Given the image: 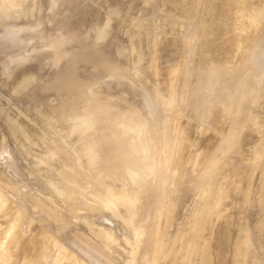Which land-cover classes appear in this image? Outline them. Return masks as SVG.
<instances>
[{"label": "rangeland", "instance_id": "1", "mask_svg": "<svg viewBox=\"0 0 264 264\" xmlns=\"http://www.w3.org/2000/svg\"><path fill=\"white\" fill-rule=\"evenodd\" d=\"M102 1H103V3H101ZM171 1L174 2V0H129V1L128 0H108V1L107 0H105V1L104 0H69V1H67V0H34L35 19L31 20L29 17H24V19L20 22L19 25L37 28V22H42L39 31H49L46 17H51L53 19V21L55 22L56 28H62L65 48L70 46L67 49L75 50L76 51L75 56H77V54H78V58L75 57V60H77L79 58L80 59L77 60V63L76 62H74V63L76 64L75 65L76 68L78 65L80 66V68L78 67L79 72H80L81 68L82 69L84 68V66L87 67L89 70L94 69V71H96L95 67H98L99 65H101L99 63L101 60L99 62H97L98 66L95 64L96 63L95 61L97 59L103 57V56L98 57L97 54H103V53H104V56H105V53H106V56H107V54L110 53L109 56H111L110 59L112 58L111 61H115L116 63L120 62L123 65L124 62L122 63L121 62L122 59L120 60V58L123 57L122 54H125L127 52L126 54H128V56H129L130 51H131V53H133V51L134 52L136 51V46H139L140 48L145 47V49L141 48L142 53H144L143 51L146 50L147 47H151V49L150 50L148 49V51L145 52L144 56L141 53L142 56H141V54H139L138 57H135L134 54H132V56H131L132 58L130 56L129 57L131 59L137 58L138 60L137 59H135V60L140 61L139 59L141 56L143 61L144 60L147 61L146 58H148L150 61L152 59H150L148 57L149 56L148 52H151L153 50V48H152V46H153L154 49L156 47V49L158 50L157 52H155L153 50L154 52L152 54H150V56L153 57V59L155 61H156V58L158 57L157 60L159 61V63H165L166 64V63L173 62L174 65H176V62H177V65H178L177 69L179 68V70L182 73H180V71L178 70L180 75H177L178 73H176V76H175L176 78L174 77V79H170V80H176L175 81L176 86L172 81V83L174 84V86L176 88L173 85L172 86L174 88L172 86H169V87L173 88V89L170 88V90L171 91L176 90L175 91L176 93H174V95H172V92L170 94V91L168 93V94H170V96H172V97H169V100L172 101V98H173V103L170 102V105L172 103L173 106L171 105L172 107H170V108L172 109L173 113H175L174 118H176V119L170 120L173 117L172 114L170 115L171 109L168 108L170 105L165 106V107L162 106V107H164L163 109L165 111H166V109H165L166 107H167V109H169L170 113L168 114V110H167L166 116L168 114V116L171 118L169 119V117H168V121H167V119H165L166 116H165V118L163 117V109L160 107L163 103H166V102L161 103L162 99H164V98H163V95H160V93L163 91L162 89L164 88L163 87L164 83H165V85H167L166 81L168 79H164L165 77L164 78L161 77V75L164 72L161 71L162 74L161 73H159L160 75L156 74L157 76L155 75V73H156L155 72L154 74H152L154 76L151 75L154 78L149 77L148 79L150 80L152 78L153 80H155V83H157V84L154 85L151 82H150V84H148L149 81L146 79V77L150 76V73L152 71H155V68H153V69L150 68L151 72L146 73L145 71L149 72V70H150L149 66H148L149 70H145L146 67L144 70L142 69V68H144L145 64L142 65L141 62L146 63V64L148 62H143L141 60L140 64H138V63L132 64V62L134 63V60H130V58H128L129 59V61H128L127 56H125V58L123 57L124 59H126L124 66H121V64L120 65L116 64L117 65V66H115L116 68L109 69V67H108V69H106L107 67L106 66L104 67L102 65L106 64L107 62L111 63V61H109V58H108L109 56H107L106 59H108V60H102L103 62H101V63H104V64H102L101 66H99L97 68V72L101 68V70L103 71V72L100 71V72H102L101 73L102 75L97 74V72H95V74H97L98 76H96V75L92 76L91 75L92 77H95V80L97 79V81L95 82V85H98L99 87L95 88V89H94V87H96V86L92 85L89 82L90 77L87 78L90 74V72H89V70H87V68H84L82 70L84 75L87 72L89 73V74L87 73L88 76L86 77L83 75L82 72H80V73H78V71L76 72L77 69L75 70L76 74H75V72L70 71L71 69L67 68L69 65L36 64V71H41V75H40L36 90L37 91L43 90L42 91L43 96L38 97V98H33L36 107H31L32 112H26L25 111L23 98L15 100L13 111H15L19 115L25 116L27 123L23 124V122L20 119H19L20 120L19 121L17 118L8 115V119L10 118V120H8V121H12L13 119H15V121L13 120L14 123H16V121H17V123L15 125H18L20 123L22 125L20 126V124H19L18 126L20 128H22V130L25 129L22 132V133L25 132V138H26V136H29L27 138H29L30 140H27L25 143V148H30L28 157H26L22 153V151L19 149V147L16 145L15 135H12V137H11V135L10 136L9 135H2V139L5 141L11 139V146L5 144V150H0V196L4 200L6 199V201L2 200L1 197H0V199L4 203L7 202L6 203L7 207H9V208L5 207L6 205H4V203H2L3 205L0 204V210H3V209L5 210V211H0V214H2L1 215L2 217L0 216L1 217L0 220L3 219L2 220L3 222L0 221V264H30L28 261L34 260V257L38 253L37 247L38 248L42 247V249H45V250H43L45 257H44V254H42L43 255L42 260L35 261L36 263H31V264H39V263L40 264H57V263L58 264H60V263L65 264V261H70L69 263H66V264H70L71 262L75 263L76 261H77L76 262L77 264H80V263L81 264H176V263L180 264L179 262H181V264H182V258L181 257H183V259H184V255L186 253L185 252L186 247H184V245H187V243H188L187 240L190 241L191 239H189V238H191V236L193 238V235L196 233V231L191 230L192 227H189V225H193V223L191 221H189L190 216L192 218V221L194 219L192 216L196 217L194 215L195 210H193V207H192L193 204H189V203L194 202V205H195V203L197 204L199 201L198 204H202L203 203L202 202L203 197H201L202 199H200V196H204L206 194L207 188H209V187L211 189V190H209L211 192L210 196H213V199H214V197H215L214 195L217 191L212 190V187H213V189H215L216 186L219 187L220 183H218L219 185H216V183L223 180L221 183H223L224 186L220 185V186H222V188L220 187L222 190L220 191L219 190L220 188L217 187L218 191H220L222 193L225 190V189H223V187L225 188V186L227 185L224 183H226L227 179H229L231 177L230 173L233 175L230 178V180H228L230 182V184L228 182V184L230 186L227 185L228 188L226 187L227 190L224 191V192H228V193L226 194L223 192L224 194L222 195L221 199L222 198L224 199L223 196H225V199L224 200L222 199V201H219V202L224 203L226 201L227 196L228 197L233 196L234 198H236V199L232 198L233 201L238 199L237 204H234V202L236 203V201H234V202L230 201L229 202V200H232V199L227 197V199H229V200H228V202H226V204L220 203L223 205V207L225 209L222 206H220V208H219V205H218L219 203L217 205H214V206H212V205L207 206V204L212 203V202H210V200L212 198H210V200L208 198L209 201H207V200L204 201V202H206V201L208 202V203L207 202L205 203L206 204L205 206L208 207V209L210 207H212V209L210 208L209 210L210 211L212 210V213L217 214V215H214L212 213H210V214H212V215H210L208 213L209 210L206 207H204L203 204L201 206H203L205 210L202 209L203 211L201 210L200 212L204 213V211H205L206 214L208 213L206 216L210 215L209 217H205L203 214V216L205 217V218L204 217L203 218L206 221L208 218H213L214 216L219 217V215H221L219 217V220H220V218L222 219V214L226 213V211L231 208L230 207L227 209L229 204H232L234 206V209L231 208L232 210H229L228 211L229 213L228 212L226 213V214H229L228 215L229 217L227 216L229 219H227V220L230 221L229 226L231 227V228L230 227H227V228L229 229V231H231L230 233H232L233 236L237 237V239H235L234 237H229V236H228V239L224 238V233H222V232H220V235H218L219 234V230H218L219 228H222L220 230L221 231L223 230L225 232V235L230 234L229 231H227L228 229L226 230V228L224 227V226L228 225V224L225 225L226 223H228V221L226 220V217L224 218L225 215L223 214L224 219H222V220L223 221L226 220V222L224 224L222 222V225H221L220 221H222V220L217 221V218H214V221L215 222L217 221L220 224L219 223L215 224V222L212 221V219L209 220L208 223L210 222V224H208L206 226L207 227L208 226L213 227V224H214V228H216L217 227L216 225H218V227H217L218 229H216V231H215L213 228V230L209 231V229L211 227L204 228V229H207L206 231L204 230L206 232V234L204 235L203 234L204 232L203 233L201 232L202 233L201 235L205 236L207 238L204 237L205 240L203 238H200L199 241L204 243V242H207L209 240L208 243L210 242L209 244L211 246L210 247L211 250L213 248L217 249L219 244H220L219 248H221V246H222L221 244H224L222 246L224 248V250H225V246L228 248H230V247L233 248V246H234L233 249L230 248L231 251L233 250L232 252H234V254H230L231 256H229V254H228L230 252V250L226 251L228 248H226V250H225L228 253H225V254H222L223 252L221 250H220L221 253L218 254L219 253L217 251L218 249L217 250L213 249L212 250L213 253L210 250V256L212 258V261L214 259L217 260V261H215V262H217L215 264H223L224 260H225L224 264H226L228 262H230L229 264H237V262L239 264L240 263L239 258H243V260H244L243 261L241 259L242 263H240V264H246L247 260H248V264H264V246H263L264 245V220H260L262 218L264 219V213H263L264 212V195H263L264 194V151L262 150V152L260 153V150L262 149L263 146L261 145L262 146L261 147L260 145H258V147H261V148L256 147L257 148L256 152H259V153L254 152V153H256V155L257 154L258 155L256 156L254 153L251 154L253 152V149L255 151V148L252 146H254V144H255V146H257V144L259 142L256 141V139H255V142L251 141V144L252 143H254V144H252V146L250 148V146L248 144H249V140H251L252 137L250 139L249 134L247 135V131H246L248 128L249 133H250L251 132L250 130L254 129L255 127L252 129H250L249 127H251V125L254 126L253 123L258 122L259 125L261 126V129L258 128L259 127L258 124H255V125H257V128H255L256 130L254 129V131L258 132L257 129H259L260 131L263 129L261 133L259 132L260 134L263 135V136L260 135V137H263V140H262V138L259 137V133L254 134V131H252V134H250V136L251 135L258 136L260 139L259 144H261L263 141L262 144L264 145V125L260 124L264 121V37H263L264 35L261 36L262 37L261 41H263V43L259 44V39H261V38H259V39L257 38L260 36L257 33L258 32L262 33L264 31V28H263L264 23L261 24V22L262 21L264 22V20L259 21V23H257L256 25H253L255 28L252 26V28H251L252 30L248 31V32H253V30L255 31L257 29L258 32L255 31L256 32L255 35L252 33L253 39L257 35V37H255L257 40L256 42H253L251 40L252 38H249L251 36V34L248 33L247 35L249 36V34H250V36L247 38L246 44L242 43V46L238 47L241 49L242 52L239 51V49H238V51H235V49H234L230 53V54H232V57H234L233 56L234 52L239 53L238 54L239 57L237 56V59L233 58V61L234 60L241 61L240 58L244 57L242 59L244 61H246V63L243 61V64H245V65L247 64V65L244 66L240 62L242 64L241 66H243L242 68H244V69L240 70V73L237 69L238 66H236V65L240 64L239 62H238L239 64L234 65L233 61H231L232 62V64H231L230 60L228 58L226 59L224 57H223L222 61H221L222 58H220L219 61L213 62L214 59L212 57H215V60H216L217 59L216 56H219V54L221 52L218 49L216 50V49L212 48L213 50L219 52V53H216V56H215V53H212V52L209 53V51L205 48V46H203L202 48H205V50L208 52L204 51V52H206V53H204V56L207 59L211 58L212 60H210V59L209 60L212 63L209 62V60H208V62H205V63L211 64V66L206 64V66L204 67L205 63H203V61L206 60V58L204 59L203 56H202V58H200L201 56L199 57V54H198L197 59L203 60L202 63L204 65H202V63L200 61L195 60L196 58H193L194 63L192 61V57L194 56V54L199 53V52L195 53V51H194L195 47L197 48L198 45L205 42V40H202V39H204L203 38L204 34L203 33L201 34V31H200V30H203V28L201 27V26H203L202 25L203 23L200 24L201 26H199V24H197V23H200L203 20L210 19L208 17L210 14L206 16V13L209 10L210 11L214 10L213 12H216V10H219V11H217V13H221L220 11L222 10V7L220 6V4L215 3V4H217V7H216V5L213 2L214 0L211 1V3L214 4L213 5L214 9H213L212 4H210L212 10L210 8H208L209 6H206L203 4L204 0H191L190 1L191 5L188 4L189 0H187L188 2L186 3V5L188 4V5H190V7H192V5H194L192 7V8H194L193 9V15H192V12H191L192 9H190L188 11L190 13H187L186 12L187 10L184 11L185 10L184 8L185 7L188 8V6H183L180 4L184 0L183 1L177 0L178 6L180 4V6L183 7L184 10L180 9L181 7H178L176 3H175L176 5H173L174 3ZM179 1H181V2L179 3ZM206 1L208 4V0H205V4H206ZM126 2H129V3H126ZM249 2H250V0L245 2L246 3L245 5L249 6L252 3V2L251 3H249ZM184 3H185V1H184ZM171 4L173 5L172 7L177 6L174 8H176V9L179 8L178 11H180L181 13L176 12V9L171 8ZM202 6H204V7H202ZM248 6H246V8H249ZM199 7L203 8L205 10L206 9H209V10L202 11V9ZM215 7L218 9L215 10ZM220 7H221V9H220ZM196 8L199 10H197V12L194 13V11H196ZM181 10H183L184 13H186L188 15L191 14V15H189V17L185 14V16H186L185 20L188 17V19L186 21H184V19H183L184 14H182L183 11H181ZM85 12L86 13L88 12L91 15L85 14ZM204 12H206V13H204ZM213 12L211 14L214 15ZM198 13H201V14H198ZM208 13H210V12H208ZM65 14H67V15H65ZM83 14L85 15V19H84V17L82 18V16H81ZM195 14H198L199 19L198 18L195 19ZM204 14L206 17L205 16L200 17L201 15H204ZM219 16L220 15H218V16L216 15L211 19L217 20V19L221 18L220 19L221 21L220 20L217 21V23H219V22L221 23V26L215 24L216 23L215 20H213L215 22H213L211 20V24H213V26H211L212 29L214 27V30H217L215 27L220 26L222 28V27H224L225 24L228 27L231 26L230 28H228V30L230 29L231 31H233L234 29H237V28H233V30H232V24H234V23L231 24V21L233 19L226 20V16H224L225 17L224 18L222 15V17L225 19L224 20L222 17H219ZM262 16L263 17L261 19L264 18V15H262ZM62 17H63V19H62ZM64 17H67V18H64ZM68 17L71 19V21L68 19ZM89 17H90V19H88ZM123 17H124V19H122ZM203 17H205V18H203ZM64 19H65V21L67 19V20H69V22H71V24L72 23L74 24V25L73 24L70 25V26H73V29L75 28L74 26H76L77 29L73 30L72 27L71 28L70 27L69 28L64 27L63 22H62V20L64 21ZM72 19H73V22H72ZM134 19H136V20H134ZM165 19H167V20H165ZM169 19H170V21H169ZM197 20H199V22H196ZM222 20H224L225 23H223L224 21H222ZM134 21H136V23H134ZM166 21L167 22L169 21L167 24H171V25H169L170 27L166 25ZM69 22L67 23V25H69ZM184 22H186V23H184ZM209 22H204V23L207 24ZM226 22H229L230 24H228ZM57 23H59V24H57ZM132 23H134L135 25H137V23H138L137 27L138 28L140 27L139 28L140 31H138V32H140L139 35L137 34L138 32L133 33V34H137L136 37H134V38H133V34H131V31L134 32V29H132V26H133ZM64 24H66V22ZM75 24H77L78 26ZM208 25H210V23ZM215 25H217V26H215ZM237 25L238 24H234L233 26L235 27ZM257 25L260 28L263 25V27H262L263 29H259V27H257ZM166 27H168V31L164 29ZM220 27H218V29H221ZM64 28H66V30ZM134 28H136V27H134ZM67 29L69 31L68 33L66 32ZM125 29H130L131 31L128 30V31H130V32H128ZM162 29H164V31H162ZM224 29L223 30L221 29V31L225 32ZM196 30H199V32H200L199 34L201 35V37H199V35L196 34L198 32ZM214 30H213V32H214ZM228 30L226 29V31H228ZM72 31H74V32H72ZM161 31L163 32V34L165 31H167V33H168V34L166 33L167 36H169V34H170L169 32H171L172 34H170V35H172V36L174 35L173 39L175 37V39L178 40L179 43H181V46H183L184 48L181 46H179V48H178L177 46L179 44L177 45V43H175L177 41H173V39L170 36L169 41H171L172 43L174 42V45L171 46L172 44H171V42L169 44L168 37H166V40L164 38L162 39L163 36L161 34H160L161 39L160 38L159 39L161 41L160 43H162V44H159L158 36H159V33H162ZM231 31H230V33H232ZM70 32H72L73 34L77 33L79 37L75 36V35L71 36L72 33H70ZM217 32H219V37H220L222 34L220 35V31H215V33L217 34V37H218ZM224 32H222V33H224ZM125 33H126V36H128L129 38L127 37V39H126V36H124ZM79 34L81 35L80 40L83 39L82 43L80 42V40H78L80 38ZM127 34H129V35H127ZM166 34L164 36H166ZM263 34H264V32H263ZM73 36L78 37V39L75 38V40H78V43L76 41H74V39H71ZM214 36H216V35H213L211 38H213ZM131 37H132V41H130V42H132L133 45H126L127 44L126 40H130ZM219 37H218V39H219ZM146 38H149V40H146L147 43L144 44V41ZM194 38H198V39L201 38L199 40L202 43L200 42L196 46L195 45L196 39H194ZM215 38L216 37H214L213 39H215ZM133 39L134 40L137 39L138 41L139 40L140 41L139 42L137 40L133 41ZM155 39L157 40V43L153 44L151 46V43L149 41L155 40ZM213 39L211 40L212 44H216L218 40H213ZM113 40H115V43ZM163 40L167 42L166 45H164L165 42ZM248 40L249 41L251 40L252 42L251 41L249 42ZM85 41H87V42H85ZM72 42H73V44L71 45ZM79 42H80V44H79ZM93 42H94V44H93ZM111 42L115 45L112 44V46H111L110 45ZM130 42H128V44H132ZM193 42L195 43L194 44L195 47L192 45ZM213 42H216V43H213ZM83 43H84V45H83ZM154 43H155V41H154ZM85 44L87 45V47H88V45L91 46L90 48H92V50H88L89 47L86 48ZM103 44H104V46H103ZM158 44H159V46H158ZM258 44H259V46H258ZM67 45H69V46H67ZM81 45L84 47H80ZM167 45L170 47H168ZM202 45H204V44H202ZM102 46L104 48V51H105V48L108 49L107 47H109V49H111L112 52L108 51L109 49L107 50V52H109V53H107L106 51L104 52L103 49L101 48ZM127 46L128 47L132 46V48L129 49ZM243 46H244V48H243ZM191 47L193 49L192 51H194L192 53H194V54L190 53ZM200 47L201 46H199L197 48V50ZM79 48H81L82 50ZM83 48H86L87 51L84 50ZM174 48L176 51H174V54H172V50H174ZM202 48H200L198 51L202 52L203 51V50H201ZM127 49H129V50H127ZM163 49H165V50L161 54H159V56H157V54H155L158 52L160 53L159 50L162 51ZM168 49H169V51H168ZM178 49L180 52H177ZM79 50L82 51V52H80L82 54L85 51H86V53L88 51H89V53L95 52L97 59L95 58V53L94 54L92 53V56H90V54H88V53L87 54L85 53L86 57H84L85 54H84V56H82V54H80L79 52L77 53V51H79ZM141 50H137V52H139V51L141 52ZM170 50H171V52H170ZM100 52H102V53H100ZM113 52H114L115 56H113V54H111ZM118 52H121V54ZM175 52L177 53V56H176ZM164 53L166 54V56ZM170 53L172 54V56H176L175 58L178 61L177 60L175 61L174 57H172V56H169L167 58V54H170ZM189 53L191 54V56ZM119 54L121 57L119 56ZM162 54H164L165 59L167 58V60H168L170 58L171 61H170V59H169L170 62H167L166 60H165L166 61L165 62L164 60H162V58L164 57V56H162ZM201 54H203V53H201ZM206 54H207V56H206ZM211 54H212V57H211ZM213 54H214V56H213ZM243 54H244V56H243ZM116 56H119V58L118 59L116 58L117 60H114V58ZM136 56H137V54H136ZM155 56H156V58H155ZM82 57H84V60H85V58L87 59L88 57H89L88 60H90L94 57V59H93L94 62L85 60L86 62L92 63L91 65H93V66L89 67V66H87V64L84 65L85 64L84 60H82L83 63L81 62L82 63L81 64L80 60L82 59ZM221 57H222V53H221ZM227 57H231V56H229V54H228ZM159 58H161L162 62H160L161 60H159ZM189 58H191V59H189ZM172 59H173V61H172ZM187 59L191 62H189ZM224 59L227 60L226 62H228V60H229L228 63H229V66L231 68H235L233 66H236V69H234V70H237V71H235L233 73L234 70L231 71L229 66H226L229 68V71H231V73H230L231 75L226 74L229 71H224V70H222V74L218 73V72H220V68H217L218 66H216V65L221 64L223 61H225ZM154 60H153L154 64L152 61H150V63L152 62V65H154V66L156 64V67L160 66V69H164L166 66H168L167 64L166 65H164V64L159 65ZM137 61H135V62H137ZM129 62H131V63H129ZM197 62L198 63L200 62L201 64H198L196 67H200L201 65L203 67H200V69L198 68V70L196 71L197 68L195 67V63H197ZM218 62H220V63H218ZM173 63H171V64H173ZM234 63H235V61H234ZM112 64H113V62H112ZM149 64H147V65H149ZM212 64L213 65L216 64L215 65L216 67H214ZM224 64H226V63L224 62ZM81 65H83V67H81ZM118 66L119 67L121 66L122 68L120 67L121 68L120 69ZM207 66H210V67L213 66V68H216L215 70H212L213 73H215V71L217 69L219 70L216 72L217 74H215L217 77L213 76L214 74H212V76H210L211 74L208 75L207 70H206V69H208ZM219 66H221V65H219ZM241 66L239 68H241ZM70 67L72 69H74V66L70 65ZM102 67H104L106 70H111V72L107 73L106 70L103 69ZM151 67H153V66H151ZM171 67H173V65H171ZM226 67L225 68L222 67V68L225 70H228V68H226ZM118 68H119V70H118ZM114 69H117L118 71L117 70L114 71ZM84 70H87V71H85L86 73L84 72ZM140 70H143L144 72L140 71ZM94 71H92V73H94ZM156 71H158V69ZM67 72L71 73L69 75H72V74L76 75V77L80 81L82 79V82H84L85 84L82 85L81 83L78 84V83L73 82V86H71L67 90L64 88L65 91L59 89L58 92H57L56 88H55L56 90L54 91V89H52V87L49 86V91L53 90L52 92H55V93H52L49 91L46 92L44 89H42V88H44V86L46 87L47 83L52 81V79H54V77L56 75H59V76H62L64 78L68 79L69 75L67 74ZM104 72H106V73H104ZM224 72H226L225 74L227 76L228 75L229 76L227 77L226 75H223ZM142 73L144 75L145 74L146 75L148 74V75L145 77L144 75H142ZM77 74H79V75L82 74V75H80V76H82L81 79L78 77ZM83 76L86 77L84 79H88V81H87L88 84L83 79ZM158 76H160V77H158ZM162 76H164V74ZM221 76H223V78ZM160 78H162V79H164V81L165 80L166 81L164 82ZM166 78H169V77L166 76ZM215 78H217V79H215ZM221 78H222V81L220 80ZM225 78L228 79L226 82L223 80ZM92 80H94V79H92ZM200 80H202V81H200ZM218 80H220L221 83H219ZM119 81L124 82L125 85L122 86V84H124L122 82H121V85L118 84ZM146 81H147V83H146ZM207 81H209V82H207ZM223 81L225 82V84L222 83ZM167 82L171 83V81H167ZM89 83L92 86H90ZM104 83H106L105 86H104ZM160 83L162 84V86ZM223 84H224V86H223L224 88L221 89L223 91H219L220 90L219 88L221 87L220 85H223ZM244 84L248 88H252L253 89L252 92L254 94L252 93L253 94V95H251L252 99L250 98V100L248 101V105H246L247 107H245L246 109L247 108L248 109L243 110L242 116H245L248 113L247 115H249V117H251L250 115H253L254 117H252V118L260 117V119L262 118L261 121L263 120L262 122H259L260 119L257 118L259 120L256 122H255V120H253L254 122L251 125L249 124L250 126H248V127H245L246 125H248V124H246L247 121H244L245 126L243 125V121H241L242 126H244L243 129L244 128H246V129H245V131H240V132H243L242 136L244 134L245 136H243V137H246L248 139H245L241 136H238V138L240 137L243 139H237V138L234 139V141L238 140L240 142H241V140L245 139V142L241 143V145L244 146L243 144L245 143V146H247V147L246 148L244 147L245 148L244 151L247 148H249L246 151H248L250 154L248 152L243 153L244 151L242 153L247 155V156H245V158L248 157L246 159L249 163L243 157L244 156L243 154H240V156L243 155L242 156L243 158L240 156L239 157L237 156L238 153H241L240 151H242V149H241L242 146L240 148L239 142L236 141L237 143L234 142V143H232V145L234 144V148L238 150V153L234 148H232L231 150L234 149L235 151L233 150L230 152L229 150L232 146L229 147L227 149V151L220 154V156L218 155L219 159H217V161L215 162V165H217L216 166L217 168L215 167V165H213L210 173L212 175H215V173H217L216 175L218 176V174L221 173L222 169L224 168L223 167V165L225 164L224 160L227 163L232 162V161H229L230 158H228V160H226L227 159L226 156L231 157V160H235V158H232V156L233 157L237 156V158H242L245 160V163H243L244 160L240 159L242 162V163H240V160H237V158H236V160H237V161L235 160L236 163L238 162L241 165L240 166V165L235 163L236 165H238L237 166L238 168H240L242 170V168H243L242 166H246L245 164H249V166H247L248 169H246V167H244L245 173L246 174L248 173L247 174L248 176L246 174H244V172H241L237 167L236 168L238 170L235 167L231 166L232 169H235V170L231 171L232 169H231L230 165L228 164L229 169L227 170L225 168L224 171H222L225 173H221L220 175L226 174L228 176V174H229V178L226 179L224 177L226 180L224 178L221 179L222 176L219 175V177H220V179H219L215 175L216 178L220 181H218L216 178H213L212 180L216 179L217 182H211L212 184L210 183L211 185L209 186V185H207V183H209L208 181H206L205 183H203V181H205V179L206 180L211 179V177H208L210 175V173L207 174L205 176V178L200 179L199 180L200 182L197 179H195V176L198 174V172L202 173V172L207 170L206 165H205L206 162L205 163H202V162H203V158H204V160L208 161L207 159H209L208 158V156H209L208 150L209 149L206 150V152H208V153H206L208 156L205 154L207 156L206 157L204 155V153L201 156L199 148H193L190 146L191 140L192 139L194 140L195 138H196L195 140H197V137L199 136V134H197L198 132H194L195 128L192 127V124L195 125L196 127L200 126L199 129H195L196 131L199 130V132L200 131L204 132L209 127H211V128L214 127V126H208L207 127L206 125H203V124H208V123L210 124L211 123L206 119L207 118V113H206L207 107L205 105H208L210 103L208 101L210 99H212L218 103V106H220L219 108L223 107V109H225L229 104L228 98L230 99L231 102H233L231 99V98H233V96L238 97V95L240 96L242 94L241 92L243 90L248 89L244 86ZM86 85H89L90 87L86 86ZM157 85H160L161 87H163L161 89L162 91L159 90L158 88H156ZM168 85H169V83H168ZM100 86L102 88L103 87L104 88L102 89ZM154 87H155V89H154ZM167 87L165 86V88H167ZM47 88H48V86H47ZM99 88H100V90H97ZM151 88H153V90H155V93H154V91L153 92L151 91ZM165 88H164V91L166 90V92H168V89H165ZM217 88H218V90H217ZM197 90H199V91H197ZM156 91H158V92H156ZM166 92H164L163 94L165 95V98L168 99L167 94H165ZM232 92H233V94H232ZM97 93L104 96V98H109L112 101L114 100V102H115V100H117L119 103L122 104L121 105L122 108L120 106L116 108V110L121 109V111H122L120 116L117 115L118 118L115 117L116 121L114 119H112L113 121L110 120L108 118V116L104 114L102 109H100L99 107H96V105L91 104L92 94L97 96L98 98H100V97L102 98V96H100V95L98 96ZM156 93H159L158 96L160 98L158 99V101H157ZM199 94H200V97H202V99L199 100L200 102L198 104H195V105L192 104V103L196 102V99L198 102V99H200ZM204 99H206V100H204ZM238 99H239V97L237 98V100ZM202 100L205 101V104L201 108L202 105L201 106H199V105L202 104ZM212 100H210V101L212 102ZM163 101H165V100H163ZM187 101H188V104H187ZM236 101L234 103L235 105L237 103ZM190 102H192L191 103L192 105L190 104ZM215 102L213 104H215ZM159 103H161L160 106H159ZM180 104L185 105V108H184V106H182ZM210 104H212V103H210ZM209 105H208V107H209ZM230 105H233V103H230L229 106ZM235 105H233V106H235ZM60 106L64 107L63 108L64 111ZM178 106H180V107L182 106V108H180ZM192 106L193 107L198 106V107H194L195 111H192L195 113L194 116H193V113L190 112L191 110H193ZM215 106H217V105H210V108H209L210 110L207 108L208 112L212 111V109L215 110V108H216ZM57 107H58V109H62V111L55 109ZM187 107L190 108V111ZM178 108H180V109H178ZM197 108H199L200 110ZM254 108L257 109V111ZM53 109L55 111L58 110L59 112H63V113L62 114L57 113V116L52 115V114H56V112L52 111ZM173 109H176V110H173ZM182 109L184 111H181ZM233 109L234 108H232L231 112L233 111ZM250 109L252 112L250 111ZM177 110H180V111H178V113H177L176 112ZM196 110H199V111L196 112ZM121 111H117V112H121ZM227 111L229 113H231L230 110H226V112ZM244 111H246V114L244 113ZM248 111L251 112L252 114H249ZM181 112H182V114L186 112L185 115H187V116L183 115V117H182V115H180ZM189 112L191 115V116L190 115L189 116L192 117L195 120V122L193 119L189 118V116H188ZM229 113H225V115L229 114ZM117 114H119V113H117ZM195 115H197V116H195ZM229 115H231V114H229ZM229 115H226V117L230 118ZM59 116H61L63 118H60ZM179 116L182 117L183 119L181 120V118H179ZM184 116H185V118H188L186 120L187 124H189L190 120L192 121L189 124L190 125L189 127L191 128V129H189L190 132H188V139L190 140V143L188 144L186 142V140L184 139L182 143L178 142L179 145L181 144L179 147V151H177V149H178V147H177L178 143H177L176 144L177 146L173 145L174 148H176L175 150L173 149V147H170L171 150H170V152H168L169 153L168 156H164V153H161L162 156L159 157L160 153H157V150L160 151L161 148H167L166 146L168 143V138L172 133L171 121H174L173 123H176V121H177L178 123H176V125L182 123L181 125H178L176 127L177 129H178V127L182 128V126L185 124V123H183V121L185 122ZM199 116H201V118H199ZM226 117H225V119H226ZM246 117L247 116H245L241 119L246 120L245 119ZM249 117H247V120H249L248 123H251L252 120H250L251 118H249ZM197 118H199V120ZM203 120H206V121L203 122ZM225 123H223L222 125L220 123V125H221L220 127L222 128L221 129L222 131H223V129L224 130L228 129L229 123H227V125ZM10 124L11 123H9L8 125H10ZM13 124H11V125H13ZM211 124L213 125V123H211ZM153 126H155V127L151 128ZM175 126H173V127L175 128ZM30 127H33V128H30ZM200 128L202 130H200ZM28 129L31 132H29ZM209 130H211V129L209 128ZM193 132L197 135L193 136V134H194ZM240 132H239V135H240ZM30 133H32V134H30ZM33 136L36 138V141H34V143L32 142L33 141L32 138H34ZM99 138H101L105 142V144L111 148V152L114 155H116L117 157H119L120 160H122V161H119L118 163H117V161H114V160L108 161L106 158V153L101 150L102 147H98V145H96V141ZM252 140H254V139H252ZM198 141H199V137H198ZM194 142H192V143H194ZM235 144L238 147H235ZM237 144H239V145H237ZM203 145L205 146V145H207V143H204ZM184 146H186V147H184ZM188 146L194 150L188 149L189 148ZM208 148H210V147H208ZM239 148H240V151H239ZM183 149L184 150L188 149L189 152L192 151L191 155H194L195 157L197 156L196 154L200 153L198 157L199 158L203 157V158H201V160L198 157H196V158H198L199 161H202V162L200 163L199 161H197V159H195V157L193 158V156H191V158H193V160H196L197 162L194 163L195 161L194 162L188 161V160H191V158H189V159L186 158V157H188L189 154L186 153V151H184ZM197 149H198V151H197ZM161 150H162L161 152H163V149H161ZM173 151H175V152H173ZM180 151H181V153H180ZM184 152H185V154H184ZM226 153H227V155H226ZM232 153H233V155H232ZM235 153H236V156L234 155ZM166 154H167V151H166ZM248 154L250 157L248 156ZM210 155H212V154H210ZM259 155H262V156L258 157ZM253 156H255L256 158L258 157V158L256 159ZM178 157L181 158L182 162L180 161V159H178ZM184 157H185V159H184ZM163 159H164V161H163ZM182 159L187 160V162L186 161L183 162ZM248 159H250V161ZM177 162H179L181 165L178 164ZM201 164H203V165H201ZM211 165L212 164H210V166ZM224 166H227V165H224ZM154 167L157 168L156 171L154 170ZM249 167L251 170H253V172L250 171ZM218 169L219 170L221 169V171L219 173L217 172ZM212 170H214L215 173ZM225 170L228 171L229 173L227 174V172ZM246 170H248V171L246 172ZM238 171H239V175L240 174L246 175V176L243 175V178L245 177L244 179H246V180H242L243 182H241L242 178L238 179L239 175H237L238 177H235L236 175H234L235 173L238 174L237 173ZM148 172H151L150 174H153L152 177H154V178L150 177V174ZM163 177H166V179ZM177 177L178 178L181 177V179H182V180L180 179V181H181L180 183H182V184H180V183L177 184V185H180L179 187H177L175 184L177 182L176 181L177 179L175 180V178H177ZM207 177H208V179H207ZM212 177H214V176H212ZM161 178H162V180L160 181L159 179H161ZM137 179H141L142 182L139 183L138 181H136ZM147 179H151V180H149V182H148ZM194 179L198 182H197V184H195L193 186L192 185L193 183H190V182ZM174 180H175V182H173ZM224 180H225V182H224ZM163 181H165L164 184H163ZM173 183L175 184L176 187L172 186ZM213 183L216 186H212ZM156 184L158 185V187L154 186ZM160 184H162L163 186H161ZM202 184H204V185L206 184L205 186H202L203 190H202V188H199ZM236 184H238L237 187L239 185H240V187L239 188L235 187ZM159 185L161 187H163V189L165 191H167L168 194L173 191V193H170L172 196H170L169 198L162 195L161 196V203H158L159 202L158 198H157L158 201H155L156 195L153 194V192H152V187L155 189H158L160 187ZM188 185L190 187L187 188L186 186H188ZM150 186H152V187H150ZM165 186L166 187L172 186V187L169 189V187L166 188ZM207 186H209V187H207ZM232 186L235 188L236 191L233 189ZM245 186H250L249 188H251V190H248ZM161 187L159 188V190L162 189ZM231 187L234 191H232L230 193L229 190ZM241 187H242V189L244 187V189L242 190ZM237 189L238 190L241 189V191H238ZM169 190H170V192H168ZM199 190H200V192L203 191L202 193H204V194L203 195H201L202 193L199 194ZM237 191H238V193L239 192L240 193L239 194L236 193ZM248 191L249 192L251 191L252 194H250V193L249 194L253 195L254 197H251L250 195H248ZM235 193L238 194L239 196L236 195ZM212 194H214V195H212ZM105 195L110 197L111 199H114V201H115V198L117 199L116 201H118L119 199H126V200L130 199L131 201H133V204L131 203L132 205H130V204L127 205L126 208L128 207L129 209H131V207H134V206H135V208H132L133 210H130V211H128V209L124 210L122 207L120 208L118 206H114V204L118 203V202L114 203V201L111 200L110 198H107V199H108V201L111 200L112 204H110L111 201H109L108 203L110 206H108L107 199H106L107 204L102 201V200H105V199H103V198H106ZM197 195H200L198 197L199 200L197 198ZM206 195L207 196H204V197L207 198L209 196V193ZM236 196H238V197H236ZM248 197L254 198V199H252L253 202L251 201L252 204H251ZM247 198H248V200H247ZM191 200H192V202H190ZM243 200H245V201H243ZM246 200L249 201L250 203L247 202ZM168 201H169V203H168ZM239 201H243L246 204H244V206H243V203L239 202ZM154 202L158 205V208H156V206H155L156 204H154ZM238 202L241 204H239ZM9 203H11V206L9 205ZM101 203L104 205H107L105 208V209H107V211L103 209L104 206H102ZM120 203H118L116 205H120ZM123 203H125V202H123ZM123 203H121L120 206L126 205V203L125 204H123ZM163 203L164 204H166V203L171 204V205H169L170 206L169 210L167 207H165V208H167V212L170 211L173 214L172 218L171 217H170L171 219L169 218L172 222L170 220H165V219H168V218H166V216L169 217L170 213H167L165 211V208L161 207V206L164 207ZM188 204H189V206H188ZM249 204L251 205L250 207H252L251 208L252 210L247 211L250 208V207L249 208L247 207V205L249 206ZM185 205H187L185 208V211L190 210L189 212L188 211L186 213L184 211L182 212V209H183L182 207H185ZM224 205H228V206L226 207ZM232 205H230V206H232ZM236 205H237V207H236L237 209L235 208ZM240 205H242V206H240ZM112 206L115 207L116 210H118V211H120L119 209H121V212H118V211L111 212V210H113ZM199 206L200 205H197L198 208H200ZM216 206H218V207H216ZM187 207H190V208L187 209ZM195 207H196V205H195ZM221 207L225 212L223 210L219 211V209H221ZM243 207H246L247 210L245 211V209ZM110 208H111V210H110ZM191 208H192V210H191ZM198 208H195V209L199 210ZM216 208H219V209H216ZM242 209H244V210L241 211V213H238ZM151 210H152V212H151ZM156 210L158 211V213H160V215H161V213H163V215H165V218L163 215H162V217L158 215L159 218L161 217V219H159L157 216H152V215H157ZM214 210H215V212H213ZM216 210H218V212ZM253 210L254 211L258 210L259 212L262 211L261 213H263V214H261L257 211H256L257 213H255ZM125 211H126V213H124ZM133 211H134V213H133ZM153 211L156 214H154ZM164 211L167 214H164ZM175 211L178 214H182V215L177 216ZM191 211H193V213ZM232 211H235L238 214L233 213ZM244 211H245V214L243 215ZM220 212H222V213H220ZM246 212H248L247 213L248 215L246 214ZM251 212L253 214H251ZM3 213H5L6 215ZM115 213L118 214L120 216V218ZM189 213H190V215H189ZM202 213L200 214L201 216H202ZM122 214L125 216V217L123 216L124 218H122ZM232 214L235 215L236 217H238L240 215L242 217L247 215L248 220H250L251 218H254L253 216H256V220H254L255 218L252 219V221H249L250 224L245 223V222L242 223V218L240 219L241 216L238 217L239 218L238 219L235 216H231ZM255 214H258V215L260 214V216L255 215ZM131 215H132V217H131ZM251 215H253V216L249 219V216H251ZM261 215H262V217H261ZM126 216H127V218H126ZM257 216L260 218H258ZM128 217H130V218H128ZM131 218H132V220H131ZM234 218H235V220H234ZM122 219H125V220L128 219V221L125 222V220H122ZM173 219L176 222L177 221L178 222L176 223L175 221H173ZM237 219L239 220V222H237L238 221ZM161 220H164L163 226L161 225L162 224ZM246 220H247L246 217H243V221H246ZM167 221H170L171 223L167 222ZM253 221H257V223L254 222V223H256V224H254V226L252 225L253 223H251ZM259 221L260 222L262 221V223H260ZM189 222L192 224H190ZM231 222L233 223V225ZM10 223L11 224L14 223L13 227H8L10 225ZM164 223H166L167 226ZM174 223L177 225H174ZM239 223H240V226L239 225L238 226L240 228L245 224L243 229L242 228L239 229V227H237V229L235 228V226H237V224H239ZM157 224L159 226H157ZM261 224H263L262 228L260 226ZM160 226H162V227L166 226L164 228L169 229V230L163 229ZM133 227H135L136 229ZM157 227H160V229ZM233 228H235V229H233ZM230 229H232V230H230ZM42 230L46 231V232L42 233ZM164 230H166L168 232H164ZM179 230L183 231V233L179 232ZM238 230H240V231L243 230V231L240 233V231L237 232ZM252 230L254 233L252 232ZM207 231H209L211 234L209 232L207 234ZM233 231L240 233L241 235L237 236L235 234V232H233ZM250 231H251V233H250ZM39 232H41L45 236L43 235L44 237H41V234H39L40 237H38L37 233H39ZM215 232H217V233L215 234ZM255 232H256V234H255ZM47 233H48V235H47ZM164 233L165 234L168 233L166 235V237L168 236L169 239H168V237L167 238L164 237L165 236ZM172 233H174V234H172ZM180 233H181V235H180ZM34 234H36L37 236H35ZM214 234L216 237L221 236V237H219L220 239L219 238L216 239V237L213 236ZM33 235L35 238L31 237ZM175 235H176V237L179 236L180 240L179 239L175 240V239H177V238H175ZM208 235L210 238H208ZM252 235L254 236V238L252 237ZM181 236H182V238H181ZM230 236H231V234H230ZM239 236H242V240L246 239L245 237H247L248 238L246 240L247 242L245 240H244V242L241 241V237L239 238V240L241 241L240 242L238 240ZM255 236H256V238H255ZM37 237H38V239H36ZM39 238L41 239V241ZM232 238H234L235 241H233L234 239L232 240ZM43 239L47 240L45 243L46 246H44V243H42ZM211 239H213V240H211ZM215 239L218 241L215 242ZM48 240L51 243L48 242ZM132 240H133V242H132ZM164 240H165V244L163 243ZM168 240H170V244L172 246L170 244L166 245ZM172 240H174L176 243H174V241H172ZM221 240L223 242H224V240H225V242H226V240H229V241L226 243L225 242L220 243ZM236 240H238L240 243H242V244H240V246H244L246 243V245H248V246H246L245 248H247V249H245V248L238 249L239 248L238 241L236 243L237 246L235 248V245H233L234 244L233 242H236ZM135 241H137L138 244ZM213 241L216 243L215 246H214L215 243ZM230 241L232 242L231 245L229 243ZM172 243L176 245L175 248H174ZM48 244H51V247H50V245L48 246ZM148 245H151L150 246L151 248H149ZM152 245H155V246H153L155 248H153ZM156 245H158V246L156 247ZM130 246L132 249L130 248ZM46 247L47 248L49 247V248L47 249ZM147 247L151 252H148V249H146ZM197 248H199L198 245H197ZM244 249L246 250V252ZM248 249H249V251H247ZM190 250L191 249L189 248V253H192V251H190ZM199 250H201V247H200V249H195L196 254H197L196 259L193 258L195 261L189 262L190 264H192V263L198 264V262H199V264L203 263V261L198 260V259H200V260L203 259L202 254H201L202 250L201 251H199ZM234 250H236V251H234ZM239 250L240 251L244 250L243 252L245 254L240 252L243 254V256H242L241 254H239ZM237 251H238V253H237ZM247 252H248V254L246 255ZM236 253L239 256L236 257V255H237ZM199 254H200V256H198ZM65 255H66V258H65ZM226 255H228V256H226ZM232 255H233V258L231 259ZM244 255H246L247 257ZM190 256L193 257L192 255H190ZM213 256H215L216 258ZM221 256H223L225 258L223 259V257H221ZM245 257H246V259H245ZM58 258H60L59 259L60 261L58 260ZM69 258H70V260H69ZM179 259H181V260H179ZM190 259H192V258H190ZM190 259H188V260L190 261ZM227 259H229V260H227ZM62 260H64V261L62 262ZM178 260H179V262H178ZM220 260H222L223 262L221 263ZM226 260H227V262H226ZM57 261H59V262H57ZM232 261H234L236 263H233ZM183 262H184V260H183ZM211 263L212 262L210 261V264ZM212 264H214V263H212Z\"/></svg>", "mask_w": 264, "mask_h": 264}, {"label": "bare ground", "instance_id": "2", "mask_svg": "<svg viewBox=\"0 0 264 264\" xmlns=\"http://www.w3.org/2000/svg\"><path fill=\"white\" fill-rule=\"evenodd\" d=\"M67 1H69V0H67ZM104 1H105V0H104ZM107 1H108V0H107ZM128 1H129V0H128ZM182 1H183V0H182ZM184 1H185V3H184ZM184 1H183L182 3H180L181 1H179V3H180L181 5H183V6H188V8H187V7L184 8L185 10L183 9V7L180 6V4H179V6H178V4H177L178 1H177V0H176V1L174 0V2H173V1H171V2L174 3L173 5H176V4H177L178 7H181L180 9H183L184 11L187 10V11H186L187 13H190V12H188V11H189L190 9H192L191 12H192V15H193V9H194V8H192V7H193L194 5H192V7H190V5H191V4H190V1H191V0H189V3H188V4H190V5H188V4L186 5V3L188 2L187 0H184ZM211 1H213V0H208V4H207V1H206V4H205V0H204V1H203V4L206 5V6H209L208 8H210V9L212 10L210 4H212V6H213L215 3H218V4H220V6L222 7V10L220 11L221 13H217V11H219V10H216V9H218V8H216V7H217V4H215V5H216V7H215L216 12H213L214 10H213V11H210L209 9H206V10H205V9L199 7V8L202 9V11H207V10H209L208 12H210V13H208V12H207V13L204 12V13H206V16L210 14V15L208 16L210 19H208V20H203L202 22L197 23V24H199V26H201L200 24L203 23L202 25H203L204 27L201 26V27L203 28V30H200V31H201V34H202V33L204 34V35H203V38H204V39H202V40H205V42L202 43V42L199 40V39H201V38H199V39H198V38H194V39H196V42H195L196 44L193 42L192 45L195 47V45L197 46L198 43L201 42V43L204 44V45L200 44V45L197 46V48H198L199 46H201L200 48H202L203 46H205V48L209 51V53H211V52H212V53H215V56H216V53H219V52H218V51H215V50H213V49H216V50L218 49V50L222 53V57H221V53H220L219 56H216L217 59L215 60V57H212V54H211V57L215 60V61L213 60V62H217V61H219L220 58H222V59H221V61H222V60H223V57L226 58V59L228 58V59L230 60V62H231V61H233V58H236V59H237V56H238V54H239V53H237V52H236V53L234 52V54H233L234 57H232V54H230L231 51H233L234 49H235V51H238V49H239V51H241V49L238 48V47L242 46V43H245V44H246V42H247V41H246L247 38L250 36V34H251V36H250L249 38H252V37H253V36H252V33L255 35V33H256L255 31H257V29H256L255 31L253 30V32H248V31H251V30H252L251 28H252L253 25H256L257 23H259V21L264 20V18L261 19V18L263 17L262 15H264V0H250L249 3H251V2H252V3H251L249 6H248V5H245V4H246L245 2H247L248 0H224V1L221 0L222 2H221L220 0H214V1H213L214 4L211 3ZM101 3H103V1H102ZM104 3H105V2H104ZM126 3H129V2H126ZM175 3H176V4H175ZM183 3H184V4H183ZM249 3H248V4H249ZM173 5L171 4V8L177 7V6L172 7ZM206 6H205V7H206ZM246 6H248L249 8H246ZM195 7H196V6H195ZM202 7H204V6H202ZM221 7H220V9H221ZM65 9H66V8H65ZM174 9H176V8H174ZM213 9H214V6H213ZM246 9H247V10H246ZM62 10H63V9H62ZM70 10H71V9H70ZM119 10H120V9H119ZM121 10H122V9H121ZM178 10H179V8L176 9V12H180V11H178ZM183 10H181V11H183ZM197 10H199V9L196 8V11H194V13L197 12ZM230 10H231V11H230ZM184 11L182 12V14H184V15H183V19H184V21H186V20L188 19L189 15H191V14L188 15V14L184 13ZM60 12H61V11H60ZM70 12H71V11H70ZM212 12L214 13V15L211 14ZM66 13H67V12H66ZM180 13H181V12H180ZM202 13H203V12H202ZM63 14H64V13H63ZM85 14H89V15H91V14L88 13V12H87V13L85 12ZM185 14L188 16L186 20H185V18H186ZM198 14H201V13H198ZM198 14H195V19L198 18ZM221 14L223 15V17L226 16V20H231V19H233L234 21L232 20L233 22L231 21V24H232V23H234V24H238V25H237L238 27H237V26L234 27V26H233L234 24H232V30H233V28H237V29H234V30H233L234 32L231 31V30L229 29V30L232 32V33H230V31L228 30V28H230L231 26L228 27V26H226V24L224 25V27H222V28L220 27V26H221V23H220V22L217 23V21L220 20L221 18H220V19H217V20H216V19H213V20L216 21L215 24L220 25V26L215 25V26H217V27H215L217 30H214V27H213V29L211 28V26H213V24H211V20H212L211 18H213V17L216 16V15H217V16L220 15L219 17H222ZM61 15H62V14H61ZM65 15H67V14H65ZM83 15H84V14H83ZM83 15H81V16H82V18L84 17V19H85V15H84V16H83ZM89 15H88V16H89ZM211 15H212V16H211ZM184 16H185V17H184ZM196 16H197V17H196ZM202 16H205V14H204V15H201L200 17H202ZM206 16H205V17H206ZM210 16H211V17H210ZM230 16H231V17H230ZM205 17H203V18H205ZM208 17H207V18H208ZM219 17H218V18H219ZM223 17H222V18H223ZM59 18H60V17H59ZM64 18H67V17H64ZM216 18H217V17H216ZM224 18H225V17H224ZM224 18H223V19H224ZM227 18H228V19H227ZM62 19H63V17H62ZM68 19L71 21V19H70L69 17H68ZM88 19H90V17H89ZM122 19H124V17H123ZM198 19H199V18H198ZM201 19H202V18H201ZM58 20H59V19H58ZM69 20L66 19V21H65V19H64V21L66 22V24H64L65 22L62 20V22H63V26L66 27V28H69V27L71 28V27H72V29H73V26H70V25H72L73 23L71 24V22H69ZM134 20H136V19H134ZM165 20H167V19H165ZM213 20H212V21H213ZM224 20H225V19H224ZM224 20H222V21H224ZM60 21H61V20H60ZM67 21L69 22V25H67V23H68ZM169 21H170V19H169ZM169 21H168V22H169ZM209 21H210V22H209ZM215 21H213V22H215ZM220 21H221V20H220ZM57 22H58V21H57ZM62 22H61V23H62ZM72 22H73V19H72ZM121 22H122V21H121ZM164 22H165V21H164ZM168 22L166 21V25H167V26L171 25V24H167ZM196 22H199V20H197ZM204 22H209L210 25H208L209 23L206 24V23H204ZM229 22H230V21H229ZM229 22H226V23L230 24ZM61 23H60V24H61ZM78 23H79V22H78ZM134 23H136V21H134ZM134 23H132V24H133L132 29H134V32L131 31L130 29H125V30H127V31L130 30V31H131V34L140 31V30H139L140 27H139V28L137 27L138 23H137V25H135ZM184 23H186V22H184ZM223 23H225V21H224ZM223 23H222V24H223ZM262 23H264V22L262 21L261 24H262ZM57 24H59V23H57ZM126 24H127V23H126ZM204 24H205V25H204ZM73 25H74V24H73ZM75 25H77V24H75ZM166 25H165V26H166ZM263 25H264V24H263ZM263 25H262V26L260 25L261 28H260L258 25H257V27H259V29H263V28H264ZM63 26H62V27H63ZM67 26H68V27H67ZM77 26H78V25H77ZM165 26H164V27H165ZM74 27H75V28H74L73 30L77 29L76 26H74ZM134 27H136V28H134ZM169 27H170V26H169ZM218 27H220L222 30L225 28V29H224L225 32H224V31H221V29H218ZM253 27H254V26H253ZM262 27H263V28H262ZM66 28H64V29L66 30ZM202 28H201V29H202ZM254 28H255V27H254ZM164 29L168 31V27H166V28H164ZM164 29H162V31H164ZM197 29H198V28H197ZM226 29H227L228 31H226ZM69 30H70V29H69ZM136 30H137V31H136ZM213 30H214V32H213ZM70 31H71V30H70ZM130 31H128V32H130ZM162 31H161V32H162ZM167 31H165L164 34H163V32H162V33H159V36H158L159 44H162V43H160V42H161V41H160V39H161V38H160L161 35L163 36L162 39L164 38L165 40H166V37H168V42H169V44H170L171 41H169V40H170L169 38H170V36H171V38L173 39V36H174V35H173V36L170 35V34H172V33L169 32L170 34H169V36H167V34H168ZM196 31H198L196 34H198L199 37H201V35L199 34V33H200L199 30H196ZM215 31H220V35L222 34V35L219 37V32H217V33H218V37H219L220 40L218 39L217 34L215 33ZM262 31H263V30H262ZM66 32H67V33L69 32L68 29H67ZM72 32H74V31H72ZM72 32H70V33H72ZM222 32H224V33H222ZM257 32H258V31H257ZM263 32H264V31H263ZM263 32H262V33H261V32H258V33H257V34L260 35L259 37H257V35L255 36V37H257L258 39L261 38V39H259V44H260V43H263V41H261V40H262V37H261V36L264 35ZM139 33H140V32H138L137 34L139 35ZM166 33H167V34H166ZM248 33H250L249 36L247 35ZM137 34H133V38L136 37ZM160 34H161V35H160ZM165 34H166V36H164ZM211 34H212V35H211ZM72 35L78 36L77 33H74V34L72 33L71 36H72ZM79 35H80V34H79ZM127 35H129V34H127ZM134 35H135V36H134ZM194 35H195V34H194ZM213 35H216V36H214V37H216L215 39H213L214 37L211 38ZM71 36H70V37H71ZM75 36H73L71 39H74V41H76V42L78 43V40L81 39V35H80V38H79V39H78L79 36H78V37H75ZM124 36H126V33H125ZM131 36H132V35H131ZM154 36H155V35H154ZM127 37H128V36H126V39H127ZM194 37H195V36H194ZM196 37H197V36H196ZM255 37H254V39H253V38L251 39L253 42H256V41H257ZM263 37H264V36H263ZM75 38H77L78 40H75ZM128 38H129V37H128ZM159 38H160V39H159ZM124 39H125V38H124ZM137 39H138V38H137ZM137 39H135V40H137ZM139 39H140V38H139ZM174 39H175V37H174ZM174 39H173V41H177V42H175V43H177V45L179 44L178 46L176 45V46L179 48V46H181V43H179L178 40H176V39L174 40ZM191 39H192V38H191ZM212 39H213V40H218L217 43H216V42H213V43H216V44H212V41H211ZM82 40H83V39H82ZM82 40H80L81 43H82ZM85 40H86V39H85ZM135 40L133 39V41H135ZM146 40H149V38H146V39H145L144 44L147 43ZM251 40H250V41H251ZM113 41H114V43H115V40H113ZM113 41H112V42H113ZM124 41H125V40H124ZM130 41H132V37L130 38V40H126V42H127L126 45H133V43L130 42ZM137 41H138V40H137ZM139 41H140V40H139ZM139 41H138V42H139ZM152 41H153V42H152ZM154 41H155V43H154ZM163 41H164V40H163ZM194 41H195V40H194ZM197 41H198V42H197ZM248 41H249V40H248ZM250 41H249V42H250ZM252 41H251V42H252ZM80 42H79V44H80ZM83 42H84V41H83ZM85 42H87V41H85ZM112 42L110 43L111 46H112V44H113ZM128 42H130V43H132V44H128ZM149 42L151 43V46H152L153 44H156V43H157V40L155 39V40H151V41H149ZM149 42H148V43H149ZM164 42H165V44H164V43H163V44L166 45L167 42H166V41H164ZM257 43H258V42H257ZM72 44H73V42L71 43V45H72ZM93 44H94V42H93ZM159 44H158V46H159ZM171 44H172L171 46H173V45H174V42H173V43L171 42ZM194 44H195V45H194ZM259 44H258V46H259ZM69 45H70V44H69ZM69 45H67V46H69ZM83 45H84V43H83ZM110 45H109V46H110ZM113 45H115V44H113ZM164 45H163V46H164ZM192 45H191V46H192ZM103 46H104V44H103ZM103 46H102L101 48H102L103 51H104ZM142 46H143V45H142ZM147 46H148V45H147ZM167 46H168V45H167ZM69 47H70V46H69ZM69 47H67V48H69ZM80 47H84V46L81 45ZM85 47H86V48L89 47L88 50H92V48H90L91 46H89V45H88V47H87V45L85 44ZM127 47H128V46H127ZM137 47H138V48H137ZM165 47H166V46H165ZM168 47H170V46H168ZM168 47H167V48H168ZM174 47H175V46H174ZM181 47H183V46H181ZM86 48H83V49L87 51ZM107 48L109 49V47H107ZM110 48H111V47H110ZM128 48L130 49V48H132V46H130V47H128ZM141 48L145 49V47H141ZM141 48H140L139 46H136V51H135L136 53L132 50L133 53H131V51H130L129 56L131 57L132 54H134L135 57H138L139 54L142 53ZM152 48H153V50H154L155 52L158 51V50L156 49V47H155L156 50L154 49L153 46H152ZM183 48H184V47H183ZM197 48L195 47L194 51H195V53H196V52H199V53L194 54V53H192V52H194V51H192L193 49H192V47H191V52H190V53L194 54V56H195V57H194V56L192 57V61H193V58H196L195 60L200 61V62L202 63L203 60H199V59H197V58H198V54H199V57L201 56L200 58H202V56H203V58L205 59L206 57L204 56V53H206V52H208V51H206L205 48H202L201 50H203V51L200 52V51H198L200 48H199L198 50H197ZM212 48H213V49H212ZM241 48H242V47H241ZM243 48H244V46H243ZM258 48H259V47H258ZM79 49H81V48H79ZM108 49L105 48V51L107 52ZM129 49H127V50H129ZM148 49L150 50L151 47H147V49L143 51V52H144V53H142L143 56H144L145 52L148 51ZM171 49H172V48H171ZM181 49H182V48H181ZM77 50H78V49H77ZM81 50H82V49H81ZM84 50H83V51H84ZM100 50H101V49H100ZM100 50H99V51H100ZM137 50H141V52H140V51L137 52ZM153 50H152L151 52H148V54H149L148 57H149L150 59H152V60H150V61H152V62H153L154 59H153V57L150 56V54H152V53L154 52ZM164 50H165V49H163L162 51L159 50L160 53L158 52V53H155V54H157V56H159V54H161ZM182 50H183V49H182ZM86 51L83 52V54H82V53H80V52H82V51L79 50V51H77V53L79 52L80 54H82V56H84V54L86 53ZM96 51H97V50H96ZM101 51H102V50H101ZM103 51H102V52H103ZM105 51H104V52H105ZM108 51L112 52L111 49H109ZM168 51H169V49H168ZM174 51H176L175 48H174V50H172V54H174ZM204 51H206V52H204ZM102 52H100V53H102ZM114 52H115V51H114ZM114 52L111 53V54H113V56H115ZM170 52H171V50H170ZM177 52H180L179 49H178ZM182 52H183V51H182ZM182 52H181V53H182ZM241 52H242V51H241ZM87 53L90 54V56H92V53L94 54L95 52L89 53V51H88ZM87 53H86V54H87ZM107 53H109V52H107ZM115 53H116V52H115ZM118 53L121 54V52H118ZM126 53H127V52H126ZM126 53H125V54H122V56H123L124 58H125V56H127V59L130 58V57L128 56V54H126ZM190 53H189V54H190ZM201 53H203V54H201ZM86 54H85L84 57H86ZM109 54H110V53H109ZM109 54H107V56H109ZM120 54H119V56H120ZM136 54H137V56H136ZM142 54H141V56H142ZM164 54H165V53H164ZM164 54H162V56H164ZM172 54H171V53H170V54H167V58H168L169 56H172ZM175 54H176V56H177V53H176V52H175ZM228 54H229V56H231L232 58H231V57H227ZM90 56H89V57H90ZM97 56H98V57H99V56H100V57L103 56V57L97 59V57H96V53H95V58L98 60V61H97V60L95 59V60H96V61H95V62H96V63H95L96 65H97V62H99L100 60H101V61H100L99 63H100L101 65L104 64V63H101V62H103L102 60H108V59H106V57H107V56H106V53H105V56H104V53H103V54H97ZM119 56H116V57L114 58V60H117V59L119 58ZM141 56H140V59H139L140 61H137V60H138L137 58L131 59V58H132V57H131L130 60H134V63L132 62V64H136V63L140 64V62H141V60H142V57H141ZM162 56H161V57H162ZM165 56H166V54H165ZM165 56L163 57L164 59L162 58V60H164V61L166 60L167 62H170L171 59L169 58V59H170V61H169V59H168V60H167V58L165 59ZM176 56H172V57H174L175 61L177 60V59L175 58ZM190 56H191V54H190ZM206 56H207V54H206ZM213 56H214V54H213ZM243 56H244V54H243ZM75 57L78 58V54H77V56H75ZM79 57H80V56H79ZM84 57H82V59L80 60V63L82 62V60H84ZM89 57H88V58H89ZM110 57H111V56L108 57V58H109V61H111V59H112V58L110 59ZM120 57H121V56H120ZM123 57H121L120 60L122 59L121 62H122V63H123V62L125 63V62H126V61H125L126 59H124ZM238 57H239V56H238ZM88 58H87V59L85 58V60H86V61H92V62H94V61H93L94 57H93L92 59H90V60H88ZM103 58H104V59H103ZM116 58H117V59H116ZM155 58H156V56H155ZM157 58H158V57H157ZM157 58H156V61H155V60H154V61L157 62L159 65H162V64L166 65V64H167L168 66H166L165 68L163 67L164 69H160V66L156 67V64H155V66L152 65V62L150 63V61H149L148 58H146L147 61H145V60H144V61L142 60V61H143V62H148L147 64L150 63L149 65H147L146 63H142V62H141L142 65L145 64V65H144V68H142L143 70L145 69V67H146L145 70H149L150 68H151V69L155 68V71H152V72H151V69L149 70V72H148V71H145L146 73H150V72H151V73H150V76H148V77H146L148 74H147V75H146V74L144 75V74L142 73V75H144V76L146 77V79L149 81L148 84H150V82H151L152 84H154V85L157 84V83H155V80L152 79V78H154V77H152V76H154V75H152V74H154L155 72H156L155 75H156V74H157V75H160L159 73L162 74V72H164V73H163L164 76H162V75H163V74H162L161 77H162V78L165 77L164 79H168L167 81H171V83H172V81H173V83L175 84V81H176V80H170V79H174V77L176 76V73H178L177 75H180V74H179V71H180V70H179V68L177 69V66H178V65H177V62H176V65H174L173 62H171V63H173V64H171V63H166V64H165V63H159V61L157 60ZM230 58H231V59H230ZM242 58H244V57H241V58H240L241 61L234 60L235 63H234V61H233V64H234V65H235V64H239L240 62L243 64V61H244V60H243ZM79 59H80V58H79ZM79 59H77V60H79ZM135 59H137V60H135ZM189 59H191V58H189ZM209 59L212 60L211 58H208V59L206 58V60H204L203 63L208 62ZM238 59H239V58H238ZM77 60H74V62L77 63ZM85 60H84V63H85L84 65L87 64V66H89V67L93 66V65H91L92 63H90V62H86ZM159 60H161V58H159ZM162 60H161L160 62H162ZM187 60H188V59H187ZM210 60H209V62H211ZM224 60H225V59H224ZM229 60H228V62H229ZM128 61H129V59H128ZM128 61H127V62H128ZM135 61H137V62H135ZM166 61H165V62H166ZM172 61H173V59H172ZM177 61H178V60H177ZM188 61H189V60H188ZM226 61H227V60H225V61L222 62L223 64H224V62L226 63V64H224V65H223L222 63H221V64H218V65H216V64H217V63H216V64H214V65L212 64V65H213L214 67L218 66L217 68H220V72H218V73H221V74H222V70H224V71H229V68H230L231 71H233L234 69H236V66H238L237 69H238L239 73H240V70L244 69V68H242L243 66H241V65H242L241 63L239 64V65L241 66V68H239V67H240L239 65L233 66V67H235V68H231V67L229 66V63L226 62ZM106 62H107V61H106ZM112 62H113V64H112ZM114 62H115V61H111V63H110V62H109V63L107 62L106 64H104V65H102V66H104V67L106 66V67H107L106 69H108V67H109V69H113V68H116L115 66H117L118 64H119V65L121 64L120 62H119V63H118V62H117V63H116V62L114 63ZM189 62H191V61H189ZM200 62H199V63H198V62L195 63V67H196L198 64H201ZM236 62H237V63H236ZM238 62H239V63H238ZM244 62L246 63V61H244ZM80 63H79V64H80ZM82 63H83V62H82ZM82 63H81V64H82ZM88 63H89V64H88ZM124 63H123V65L121 64V66H124ZM129 63H131V62H129ZM193 63H194V61H193ZM193 63H192V64H193ZM203 63H202V65H204ZM211 63H212V62H211ZM218 63H220V62H218ZM114 64H115V65H114ZM116 64H117V65H116ZM153 64H154V62H153ZM169 64H170V65H169ZM206 64L211 66V64L205 63L204 67L206 66ZM227 64H228V65H227ZM231 64H232V62H231ZM75 65H76V64L74 63V69H72V68L70 67V65H69L67 68L71 69L70 71H72V72H75V70L77 69V70H76V72H77V71L79 70L80 66L77 64L78 66H77V68H76ZM101 65H99V66H101ZM142 65H141V66H142ZM146 65H147V66H146ZM150 65L153 66V67H151ZM171 65H173V67H171ZM202 65H201V66L199 65V66H200V67H203ZM215 65H216V66H215ZM219 65H221V66H219ZM222 65H223V66H222ZM243 65L246 66L247 64H246V65L243 64ZM97 66H98V65H97ZM99 66H98V67H99ZM121 66H120V67H121ZM141 66H140V67H141ZM148 66H149V69H148ZM169 66H170V67H169ZM210 66H207L208 69H206L208 75L211 74L210 76H212V74H214L213 76H216L215 74H217L216 72L219 71V70L217 69V70L215 71V73H213L212 70H215L216 68H213V66H212V67H210ZM226 66H229V68L226 67ZM78 67H79V68H78ZM81 67H83V65H81ZM98 67H95V68H96V69H95L96 71H94V69L89 70L87 67L84 66V68H87V70H89L90 74L87 72V73L89 74V76H88L87 73L85 72V71H87V70H84V72L86 73V74L84 75V73H83V71H82L84 68H83V69H82V68L80 69V72H82L84 76H86V77L88 76L87 78L90 77L89 82H90L92 85L96 86V87H94V89H95V88H98L99 86H98V85H95V82L97 81V79L95 80V77H92V76H94V75L98 76L97 74L102 75L101 73L103 72V71L101 70V68H100V70L97 72V68H98ZM104 67H102V68L105 69ZM118 67H119V66H118ZM120 67H119V68H120ZM200 67H196V68H197L196 71L198 70V68L200 69ZM222 67H224V68L226 67V68H228V70H225V69H223ZM119 68H118V70H119ZM121 68H122V67H121ZM121 68H120V69H121ZM156 68L158 69V71H156V70H157ZM211 68H212V69H211ZM106 69H105V70H106ZM73 70H74V71H73ZM116 70H117V69H114V71H116ZM118 70H117V71H118ZM143 70H140V71H143ZM178 70H179V71H178ZM201 70H202V69H201ZM203 70H204V69H203ZM92 71H94V73H92ZM100 71H102V72H100ZM112 71H113V70H112ZM159 71H160V72H159ZM161 71H162V72H161ZM231 71H229L228 73L224 72L223 75H226V74L231 75V74H230ZM235 71H237V70H234L233 73H234ZM76 72H75V74H76ZM80 72L78 71V73H80ZM95 72H97V74H95ZM106 72L109 73V72H111V70H106ZM106 72H104V73H106ZM143 72H144V71H143ZM91 73H92V74H91ZM180 73H182V72L180 71ZM225 73H226V74H225ZM233 73H232V74H233ZM237 73H238V72H237ZM67 74L69 75V74H71V73H70V72H69V73L67 72ZM203 74H204V73H203ZM203 74H202V75H203ZM68 75H67V76H68ZM77 75H78V77L81 79L82 76H80V75H82V74H80V75L77 74ZM91 75H92V76H91ZM151 75H152V76H151ZM157 75H156V76H157ZM204 75H205V74H204ZM229 75H228V76H229ZM73 76H74V77H73ZM84 76H83V79L86 78V77H84ZM166 76L169 77V78H166ZM226 76H227V75H226ZM228 76H227V77H228ZM149 77H152V78H151L152 80L150 79L151 81L148 79ZM158 77H160V76H158ZM196 77H197V76H196ZM216 77H217V76H216ZM221 77L223 78V76H221ZM97 78H98V77H97ZM162 78H160V79H162ZM175 78H176V77H175ZM209 78H210V77H209ZM222 78L220 79L221 81H222ZM92 79H94V80H92ZM146 79H145V80H146ZM164 79H162V80L164 81ZM198 79H199V78H198ZM212 79H213V78H212ZM212 79H211V80H212ZM215 79H217V78H215ZM84 80H85V82L87 83L88 79H84ZM162 80H161V81H162ZM207 80H208V79H207ZM220 80H218L219 83H221ZM223 80L226 82L228 79L225 78V79H223ZM165 81H166V80H165ZM165 81H164V82H165ZM167 81H166V84H167V85H165V83H164V86H163V87L165 88V86H166V87L168 86L167 88H165V89H168V92H166V90L164 91V88L161 87V86H162L161 83H160L161 86H160V85H157V87H156V88H158L159 90H161V89L163 88V89H162L163 91H162V90H161L162 92L160 91V92H161L160 95H163V98H164V99H162L161 103L166 102L167 104H166V103H163L164 105L162 104V105L160 106L161 103H159V106H160L162 109H163L165 106H169V105H170V102L173 103V98H172V101L169 100V97H172V96H170L171 92H172V95H174V93H176V92H175L176 90H174V91H173V90H172V91L170 90V88H172V87L174 86V84H173V83L171 84L170 82H167ZM200 81H202V80H200ZM218 81H217V82H218ZM224 81H223L222 83L225 84ZM73 82L78 83V84L81 83L82 85L85 84L84 82H82V79H81V81H80V80L76 77V75H73V74H72V75H69V76H68V79H67V78H64V77H62V76L56 75V76L54 77V79H52V81H50L49 83H47V85L45 84L46 87L44 86V88H42V89H44L46 92H48V91H49V86H50V87H52V89H54V91H55L56 89H57V92H58L59 89L65 91V89L67 90L68 88H70L71 86H73ZM92 82H93L94 84H93ZM121 82H122V81H119L118 84L121 85ZM153 82H154V83H153ZM207 82H209V81H207ZM215 82H216V81H215ZM215 82H214V83H215ZM90 83H89V85L92 86ZM122 83H124V82H122ZM146 83H147V81H146ZM158 83H159V82H158ZM168 83H169V85H168ZM219 83H218V84H219ZM87 84H88V83H87ZM105 84H106V83H104V86H105ZM207 84H208V83H207ZM224 84H223V85H220L221 87L219 88V89H220L219 91H223V90H221V89L224 88V87H223ZM43 85H44V84H43ZM89 85H86V86H89ZM124 85H125V83L122 84V86H124ZM172 85H173V86H172ZM47 86H48V88H47ZM90 86H89V87H90ZM101 86H102V85H101ZM101 86H100V87H101ZM158 86H159V87H158ZM169 86H172V87H169ZM175 86H176V84H175ZM175 86H174V87H175ZM210 86H211V85H210ZM244 86H245L246 88H248L245 84H244ZM151 87H152V86H151ZM160 87H161V88H160ZM174 87H173V88H174ZM216 87H217V86H216ZM218 87H219V86H218ZM249 87H250V86H249ZM45 88H46V89H45ZM55 88H56V89H55ZM64 88H65V89H64ZM91 88H92V87H91ZM101 88H102V87H101ZM103 88H104V87H103ZM103 88H102V89H103ZM173 88H172V89H173ZM175 88H176V87H175ZM154 89H155V87H154ZM158 89H157V90H158ZM61 90H60V91H61ZM97 90H100V88L97 89ZM199 90H200V89H199ZM199 90H197V91H199ZM217 90H218V88H217ZM234 90H235V89H234ZM36 91H37V90H36ZM39 91H43V90H39ZM52 91H53V90H52ZM52 91H49V92H52ZM60 91H59V92H60ZM63 91H62V92H63ZM151 91H152V92L154 91V93H155V90H153V88H151ZM169 91H170V94H168ZM252 91H253L252 88H248L247 90H243V91L241 92V93H242V94H241L242 96H241V95H240V96L238 95V97H239L238 100H237V98H238L237 96H233V98H231L233 102H231L230 99L228 98L229 102H228V101H227V102H228L229 104H230V103H233V105H235L234 103H235L236 100H237V101H236L237 103H236L235 106H233V105H230V106H229V104H228V106H227L225 109H223V107L219 108L220 106H218V103L215 102L214 100L210 99V100H212V102H211L210 100L208 101V102L212 103V104L209 103L210 105H217V106H215V107H216L215 110L212 109V111H209V112H208L207 108L209 109V108H210V105H209L208 103H207V104L209 105V107H208V105H205V106L207 107V108H206V111H207V112H206V113H207V118H206V119H207L209 122L213 123V125H212L211 123H210V124L208 123L209 125H208V124H203V125H206L207 127H208V126H214V127H212V128L209 127L211 130H209V128H208V129H206V130L204 129V130H205V131L203 130L204 132H202V131L199 132V130L196 131L195 129H199L200 126H199V127H196L195 125L192 124V127L195 128V129H194V132H198L197 134H199V136H198V137H199V141H198V137H197V140H195L196 138H195L194 140L192 139L193 141L191 140V145H190V146L193 147V148H199V149H200L201 156H202L203 153H204V155H205L206 153L209 152V154H208L209 156L206 154V155L208 156V158H209V159H207L208 161L204 160V158L200 156L201 158H203V162H202V161H199V159L201 160V158L198 157L200 153L196 154V155H197L196 157L199 158V159H198V158H196L194 155H191L192 151L189 152V150H188V149H190V150H194V149H192L191 147L188 146L189 148L187 149V150H188V151H187V150H184V149H185L184 147H186V146L183 147V148H184L183 150L186 151V153H188V154L190 155V156H189V155L187 154V155H188V157H186L187 159H189V158H191V156H193V158L195 157V159H197V161H199L200 163H201V162H202V163H205V162H206L205 165H206L207 170L204 171V172H202V173H199V172H198V174L195 176V179H197L198 181H199L200 179H202V178H205V176H206L207 174L210 173L211 168L213 167V165H215V162L217 161V159H219L218 155L220 156V154H222V153H224L225 151H227V149H228L229 147H231V146H232V147H231L230 150H229L230 152L233 151V150L235 149V148H234V144L232 145V143H234V142H236V141H238V140H235V141H234V139H236V138H237V139H243V138L248 139V138H246V137H243V136H245L244 134H243V136H242V133H243V132H240V131H245V129H246V128L243 129V127L245 126L244 121H247L246 124H248V125H246L245 127H248V126H250V125L254 122L253 120H255V122H256V121H258V120L260 119V117L252 118V117H254L253 115H250L251 117H249V115H247L248 113L246 114V111H244V113L246 114L245 116L251 118L250 120H252V122H251V123H248L249 120H247V117L245 118L246 120L241 119V118L245 117V116H242V115H243L242 112H243V110H247V109H248V108L246 109L245 107H247L246 105H248V101L250 100V98L252 99V96H251V95L254 94ZM57 92H56V93H57ZM156 92H158V91H156ZM164 92H166L165 94H167V98H168V99L165 98V95L163 94ZM233 92H234V91H233ZM233 92H232V94H233ZM52 93H55V92H52ZM239 93H240V92H239ZM252 93H253V94H252ZM94 94H95V93H94ZM97 94H98V96L100 95L99 93H97ZM158 94H159V93H156L157 101H158V99L160 98V97L158 96ZM232 94H231V95H232ZM237 94H238V93H237ZM100 96H102V95H100ZM229 97H230V96H229ZM199 98H200V99H198V102H197V99H196V102H197V103L194 101L195 103L190 102V104H191V103L194 104V105H195V104H198V103L200 102L199 100L202 99V97H200V94H199ZM235 99H236V100H235ZM163 100H165V101H163ZM167 100H168V101H167ZM204 100H206V99H204ZM213 101L215 102V104H213V103H214ZM256 101H257V100H256ZM256 101H255V102H256ZM182 102H183V101H182ZM184 102H185V101H184ZM118 103H119V102H118L117 100H115V102H114V100L112 101V100H110L109 98H104V96H102V98H101V97L98 98L97 96H95V95L92 94L91 104H92V105H96V107H99L100 109H102L103 112H104V114L107 115L108 118H109L110 120L114 119V120L116 121V118H118L117 115L120 116V114L122 113L121 109L116 110V108L119 107V106L122 108V106H121L122 104L119 103V104H120V105H119ZM172 103H171V105H172ZM157 104H158V103H157ZM165 104H166V105H165ZM187 104H188V101H187ZM192 104H191V105H192ZM204 104H205V101L202 100V104H200L199 106L202 105V106H201V108H202V107L204 106ZM171 105L168 107L169 109H171L170 107L173 106V105H172V106H171ZM180 105H182V104H180ZM250 105H251V104H250ZM162 106H164V107H162ZM182 106H184V108H185V105H182ZM182 106H181V107L178 106V107L182 108ZM232 106H233V107H232ZM60 107H61V106H60ZM192 107H193V106H192ZM194 107H198V106H194ZM194 107H193V110H191V111H190V108L187 107V108L189 109V111H190L191 113H193V116H194V114H195L194 112H192V111H195V108H194ZM212 107H213V106H212ZM249 107H250V106H249ZM61 108L63 109L64 107L62 106ZM174 108H175V107H174ZM180 108H178V109H180ZM184 108H183V109H184ZM199 108H200V107H199ZM199 108H197V109H199ZM228 108H229V109H228ZM230 108H231V109H230ZM232 108H234V109H233V111L231 112ZM55 109H58V107L55 108ZM62 109H58V110H59V111H60V110L62 111ZM165 109H166V111L163 109V117H164V118H165V116H166V112H167V110H168V114L170 113V112H169V109H167V107H166ZM183 109H182L181 111H184V110H185V109H184V110H183ZM203 109H204V108H203ZM254 109H255V108H254ZM254 109H253V110H254ZM58 110L55 111V110L53 109L52 111H53V112H56V114H52V115H56V116H57V113H60V114L63 113V112H59ZM173 110H176V109H173ZM199 110H200V109H199ZM199 110H196V112L199 111ZM201 110H202V109H201ZM209 110H210V109H209ZM226 110H230L231 113H229L228 111L226 112ZM255 110L257 111V109H255ZM63 111H64V109H63ZM117 111H121V112H117ZM178 111H180V110H177L176 112L178 113ZM250 111H251V109H250ZM190 112H189L188 116L190 115ZM204 112H205V111H204ZM204 112H203V113H204ZM248 112H249V111H248ZM251 112H252V111H251ZM251 112H249V114H252ZM117 113H119V114H117ZM179 113H180V112H179ZM185 113H186V112H185ZM185 113L182 114V112H181L180 115H182V117H183V115H185ZM225 113H229V114H231V115L226 114V115H229L230 118H227L226 115H225ZM168 114H167V116H166V118H165V119H167V121H168V117H169ZM171 114H172L173 117H172V118L169 117V119H170V118H171L170 120H172V119H176V118H174L175 113H173L172 109H171V113H170V115H171ZM58 115H59V114H58ZM177 115H178V114H177ZM185 116H187V115H185ZM185 116H184V118H185ZM190 116H191V115H190ZM190 116H189V118L193 119V118L190 117ZM195 116H197V115H195ZM59 117H60V118H63V117H61V116H59ZM115 117H116V118H115ZM182 117L179 116V118H181V120L183 119ZM225 117H226L227 120L225 119ZM199 118H201V116H199ZM199 118H197V119L199 120ZM202 118H203V117H202ZM249 118H248V119H249ZM257 118H259V119H257ZM187 119H188V118H185V119H184L185 122L183 121V123H185V124L182 126V128L178 127V129H177L176 127H177L178 125H181L182 123L176 125V123H178L177 121H176V123H173L174 121H171L172 133H171V135H170L169 138H168V143H167V146H166L167 148H161V149H163V152H161V151H162L161 149H160V151L157 150V153H160V154H159V155H160L159 157L162 156L161 153H164V156H168V154H169L168 152H170V150H171L170 147H173V149L175 150L176 148H174V146H175L178 142H179V143H182L184 139L186 140V142H187L188 144L190 143V140L188 139V132H190L189 129H191V128L189 127V126H190L189 124H190L192 121L190 120L189 124H187V122H186ZM261 119H262V118H261ZM261 119L259 120V122H262V121H263V120L261 121ZM8 120H10V118H9ZM11 120H12V119H11ZM13 120L15 121V119H13ZM13 120H12V121H8V124H9V123L13 124V123H14ZM18 120H19V119H18ZM118 120H119V119H118ZM170 120H169V121H170ZM177 120H178V119H177ZM193 120H194V119H193ZM19 121H20V120H19ZM19 121H18V122H19ZM112 121H113V120H112ZM204 121H206V120H203V122H204ZM241 121H243V125H244V126H242V122H241ZM12 122H13V123H12ZM194 122H195V120H194ZM196 122H197V121H196ZM225 122H226V123H225ZM16 123H17V121H16ZM16 123H14L13 125H15ZM21 123H22V122H21ZM220 123H221V125H222L223 123H225L226 125H227V123H229L228 129H226V130L223 129V131H222V130H221L222 128L220 127V126H221ZM11 124H10V125H11ZM19 124H20V123H19ZM19 124H18V125H19ZM23 124H24V123H23ZM225 124H224V125H225ZM249 124H250V125H249ZM253 124H254V126L251 125V127H249L250 129H252V128H254V127L257 128V125H255V124H258V126H259L258 128L261 129V126L259 125L258 122L253 123ZM260 124H263V125H264V121H263L262 123H260ZM18 125H17V126H18ZM21 125H22V124H20V126H21ZM33 125H34V124H33ZM33 125H32V126H33ZM175 125H176V126H175ZM203 125H202V126H203ZM224 125H223V126H224ZM263 125H262V126H263ZM28 126H29V125H28ZM28 126H27V127H28ZM30 126H31V125H30ZM173 126H175V128H174ZM206 126H205V127H206ZM18 127H19V126H18ZM154 127H155V126H153V127H151V128H154ZM207 127H206V128H207ZM19 128H20V127H19ZM24 128H25V127H24ZM30 128H33V127H30ZM202 128H203V127H202ZM255 128H254V129H255ZM262 128H263V127H262ZM20 129H21V132H23V130H25V129L22 130V128H20ZM26 129H27V128H26ZM242 129H243V130H242ZM254 129L250 130V131H251L250 133H249L248 128H247V130H246V131H247V135L249 134V138L251 139V137H252V139H254V140H252V139L249 140V144H248V145L250 146V148H251L252 144H254V143L251 144V141H254V142H255V139H256V141H258V142L260 143V139H259V137H260V135L263 136L262 134H260V133L262 132L263 129H262L261 131H260L259 129H257L258 132H257V131H254ZM31 130H32V129H31ZM200 130H202V129L200 128ZM255 130H256V129H255ZM28 131H29V129H28ZM252 131H254V134H256V133L258 134V133L260 132V133H259V137H258V136H253V135L250 136V134H252ZM26 132H27V131H26ZM29 132H31V131H29ZM149 132H150V131H149ZM149 132H148V133H149ZM194 132H193V133H194ZM239 132H240V135H239ZM203 133H204V134H203ZM30 134H32V133H30ZM197 134L194 133L193 136H194V135H197ZM200 134H201V135H200ZM23 135L25 136V132L23 133ZM9 136H10V135H9ZM30 136H31V135H30ZM191 136H192V135H191ZM238 136H241V137H243V138H240V137L238 138ZM11 137H12V135H11ZM27 137H29V136H26V141H27V140H30V139L27 138ZM33 137H34V136H33ZM212 138H213V139H212ZM260 138H262V140H263V137H260ZM32 139H33V141H32V140H31V141L34 143V141H36V138L34 137V138H32ZM34 139H35V140H34ZM245 139H244V140H241V142L238 141L239 144H240V146H239L240 148H241V146H242L241 143L245 142ZM258 139H259V140H258ZM181 140H182V141H181ZM210 140H211V141H210ZM180 141H181V142H180ZM194 141H195V142H194ZM192 142H194V143H192ZM258 142H257V143H258ZM179 143H178V146L176 145V146L178 147L177 151H179V147H180V145H181V144L179 145ZM204 143H207V145L204 146V145H203ZM236 143H237V142H236ZM257 143H256V144H257ZM259 143L257 144V146H255V144H254V146H252V147L255 148V151H254V149H253V152H252L251 154H253L254 152H256V150H257L256 147H258V145H260V146L262 145V146H263V147L261 146L262 149L260 150V153L262 152V150L264 151V145L262 144L263 141H262L261 144H259ZM212 144H213V145H212ZM239 144H237V145H239ZM96 145H98V147H102L101 150L104 151V152L106 153V158H107L108 161L114 160V161H117V163H118L119 161H122V160H120L119 157H117L116 155H114V154L111 152V148H110L108 145H106L105 142H104L101 138H99V139L96 141ZM173 145H174V146H173ZM186 145H187V144H186ZM243 145H244V146H242V148H241L242 151H240V148H239V151H240L241 153H238V150L235 149V150L237 151V153H238V155H237L238 157L240 156V154H243V153L248 152V151H246V150L249 149V148H247V149L244 151V149H245L247 146H245V143H244ZM208 147H210L211 149L208 148ZM235 147H238V146H236V144H235ZM244 147H245V148H244ZM261 147H258V148H261ZM168 148H169V149H168ZM232 148H234V149L231 150ZM164 149H165V150H164ZM208 149H209V150H208ZM168 150H169V151H168ZM180 150H181V149H180ZM206 150H208V152H206ZM235 150H234V151H235ZM166 151H167V154H166ZM197 151H198V149H197ZM243 151H244V152H243ZM249 151H250V150H249ZM173 152H175V151H173ZM242 152H243V153H242ZM250 152H251V151H250ZM155 153H156V152H155ZM171 153H172V152H171ZM177 153H178V152H177ZM177 153H176V154H177ZM180 153H181V151H180ZM180 153H179V154H180ZM248 153H249V152H248ZM256 153H259V152H256ZM256 153H254V154L256 155ZM184 154H185V152H184ZM210 154H212V155H210ZM230 154H231V153H230ZM249 154H250V153H249ZM249 154H248V156H249ZM157 155H158V154H157ZM204 155H203V156H204ZM206 155H205V156H206ZM226 155H227V153H226ZM232 155H233V153H232ZM232 155H231V156H232ZM234 155L236 156V153H235ZM243 155H244V156H243ZM243 155H241L240 157L243 156V157L245 158V156H247L246 154H243ZM257 155H258V154H257ZM257 155H256V156H257ZM207 156H206V157H207ZM237 156H236V157H233V156H232V158H235V160H236ZM261 156H262V155H259L258 157H261ZM180 157H181V156H180ZM180 157H178V159H180V161H181V158H180ZM206 157H205V158H206ZM226 157H227L226 160H228V158H230L229 161H232V162H231L232 164H233V163L235 164L237 160H240V159H241V160H244V159H242L243 157H242V158H237L236 161H235V160H231V157H228V156H226ZM249 157H250V156H249ZM253 157H255V156H253ZM258 157H257V158H258ZM193 158H191V160H188V161H193V162L195 161L194 163H196L197 161H196V160H193ZM246 158H248V157H246ZM246 158H245V159H246ZM251 158H252V157H251ZM251 158H250V159H251ZM255 158H256V157H255ZM255 158H254V159H255ZM257 158H256V159H257ZM118 159H119V160H118ZM184 159H185V157H184ZM184 159H182L183 162H184V161L187 162V160H184ZM250 159H248V160L250 161ZM252 159H253V158H252ZM241 160H240V163H242ZM163 161H164V159H163ZM246 161H247V159H246ZM181 162H182V161H181ZM224 162H225L224 165H227V166H224V165H223L224 168L222 167V168H223L222 171H224L225 168L228 170V169H229V165H230V167L232 166V167H235V168H236L238 165H240V163H238V162L236 163V164H238V165L235 164L236 166H235L234 164L232 165L230 162L227 163L225 160H224ZM247 162H248V161H247ZM117 163H116V164H117ZM177 163L180 164L179 162H177ZM243 163H245V160L243 161ZM248 163H249V162H248ZM210 164H212V165L210 166ZM228 164H229V165H228ZM180 165H181V164H180ZM201 165H203V164H201ZM245 165H246V166H242V167H243V168L246 167V169H248L247 166H249V164H245ZM216 166H217V165H215V167H216ZM240 166H241V165H240ZM240 166H239V167H240ZM215 167H214V168H215ZM232 167H231V169H232ZM216 168H217V167H216ZM216 168H215V169H216ZM237 168H238V167H237ZM237 168H236V169H237ZM243 168H242V170H241L240 168H238V169H239L241 172H244V174H246V173H245V168H244V169H243ZM156 169H157V168L154 167V170H155V171H156ZM215 169H214V170H215ZM238 169H237V170H238ZM249 169H250V167H249ZM214 170H212V171L214 172ZM216 170H217V169H216ZM216 170H215V171H216ZM233 170H235V169H232L231 171H233ZM237 170H236V171H237ZM243 170H244V171H243ZM220 171H221V169H220V170L218 169L217 172L219 173ZM222 171H221V173H225V172H222ZM225 171H226V170H225ZM229 171H230V170H229ZM247 171H248V170H246V172H247ZM250 171L253 172V170H251V169H250ZM213 172H212V173H213ZM226 172H227V174L229 173L228 171H226ZM148 173L150 174L151 172H148ZM214 173H215V172H214ZM221 173H219L218 176L216 175L217 173H215V175L217 176V178L220 179L219 175H220ZM237 173H238V174H236V173L234 174V175H236L235 177H238L237 175H239V171H238ZM250 173H251V172H250ZM250 173H249V174H250ZM244 174H240V175H239V178H238V179H241V178H242V179H241V182H243L242 180H246V179H244L245 177L243 178V175H244ZM247 174H248V173H247ZM247 174H246V175H247ZM215 175H212V174L210 173V175H209L208 177H211V179H209V180H206V179H205V181H203V183H205L206 181H208L209 183H207V185L210 186V185L212 184L211 182H217L218 179L216 178ZM230 175H231V177L233 176L231 173H230ZM246 175H244V176H246ZM152 176H153V174H150V177H152ZM212 176H214V177H212ZM220 176H222L221 179H223L224 177H225L226 179L229 178V174H228V176H227L226 174H225V175L222 174V175H220ZM226 176H227V177H226ZM240 176H241V177H240ZM247 176H248V175H247ZM208 177H207V179H208ZM231 177H230V178H231ZM152 178H154V177H152ZM163 178L166 179V177H163ZM213 178H216L217 180H216V179L212 180ZM225 178H224V179H225ZM230 178L227 179V182L224 183V184H227L228 186H230V185H229L230 182L228 181V180H230ZM246 178H247V177H246ZM176 179H177V180H176ZM180 179H181V177H180V178H178V177L175 178V180L177 181V182L175 183L177 187L180 186V185H177V184H179V183L181 182ZM195 179L192 180V181L190 182V183H193V184H192L193 186H194L195 184H197V182H198V181H196ZM226 179H225V180H226ZM147 180H148V182H149V180H151V179H147ZM159 180L161 181L162 178L159 179ZM175 180H174L173 182H175ZM181 180H182V179H181ZM211 180H212V181H211ZM225 180H224V182H225ZM231 180H232V179H231ZM136 181H138L139 183L142 182L141 179H137ZM218 181H220V180H218ZM222 181H223V180H221L220 182H217L216 185H219L218 183H220V185L224 186L223 183H221ZM236 181H237V180H236ZM238 181H239V180H238ZM164 182H165V181H163V184H164ZM199 182H200V181H199ZM228 182H229V184H228ZM232 182H233V181H232ZM232 182H231V183H232ZM239 182H240V181H239ZM160 183H161V182H160ZM201 183H202V182H201ZM201 183H200V184H201ZM210 183H211V184H210ZM246 183H247V182H246ZM158 184H159V183H158ZM175 184L173 183L172 186H175ZM180 184H182V183H180ZM160 185L163 186L162 184H160ZM160 185H159V186H160ZM205 185H206V184H205ZM205 185L202 184L199 188H202V190H203V187H202V186H205ZM216 185H214V183H213L212 186H216ZM220 185H219V187H218V186H216V188L214 187L216 190L213 189V187L211 186V187H212V190L217 191V192L215 193V195L212 194V195L215 196L214 199H213V196H210V195H211V192H210L209 190H211V189H210L209 186H207V187H209V188H207V190H206V194L209 193V196H208L207 198L204 197V196H207L206 194H205L204 196L197 195V198L200 196V199H202L201 197H203V200H202L203 203H202V204L204 205V207H206V206H205V205H206L205 203H206L207 201H209L210 198H212V199L210 200V202H212V203H211V204H210V203L207 204V206H210V205L214 206V205H217V204L219 203L218 205H219V208H220V206L223 207L222 204H224V203L226 204V202H228V200H229V199H227L228 196L226 197V201H225V202L223 201L224 203L219 202V201H222V199H223V198L221 199L222 195H223L224 193H226V194L228 193V192H224V191L227 190V189H226L227 185L225 186V188L223 187V189H225V190L223 191L224 193H223V192H222V193L220 192V191L222 190V189H221L222 186H220ZM233 185H234V184H233ZM237 185H238V184H236L235 187H237ZM152 186H153V185H152ZM152 186H150V187H152ZM154 186H157V187H158L157 184L154 185ZM161 186H160V187H161ZM172 186H168L169 189H170ZM176 186H175V187H176ZM243 186H244V185H243ZM150 187H149V188H150ZM160 187H159V188H160ZM165 187H166V186H165ZM168 187H166V188H168ZM186 187L188 188V187H190V186L188 185V186H186ZM217 187H218V188L221 187V188L219 189L220 191H218V188H217ZM232 187H233V186H232ZM232 187L230 188V190L232 189ZM239 187H240V185H239L237 188H239ZM245 187H246L248 190H251V188H249L250 186H245ZM159 188H158V189H155V188L152 187V192H153V194L156 195V199H155V201H158L157 198L159 199V202H158V203H161V196H162V195H164V196H166V197H168V198H169L170 196H172L170 193H173V191L170 192V190H169L168 192H170V193L168 194L167 191H165V190L163 189V187H161L163 190H162V189L159 190ZM204 188H205V187H204ZM227 188H228V187H227ZM233 189L235 190L234 187H233ZM233 189H232L231 191H230L229 189H228V190H229V192L231 193L232 191H234ZM241 189H242V187H241ZM241 189H240V190L237 189V190H238V191H241ZM243 189H244V187H243ZM243 189H242V190H243ZM247 189H246V190H247ZM200 190H201V189H200ZM200 190H199V194L203 192V191L200 192ZM204 190H205V189H204ZM188 191H189V190H188ZM208 191H209V192H208ZM235 191H236V190H235ZM238 191H237L236 193H238ZM185 192H186V191H185ZM207 192H208V193H207ZM246 192H247V191H246ZM219 193H220V194H219ZM233 193H234V192H233ZM236 193H235V194H236ZM239 193H240V192H239ZM239 193H238V194H239ZM249 193L252 194L251 191H250V192L248 191V195H250ZM203 194H204V193H202L201 195H203ZM238 194H236V195H238ZM232 195H233V194H232ZM232 195H231V196H232ZM263 195H264V194H263ZM105 196H106V195H105ZM105 196H104V197H105ZM238 196H239V195H238ZM238 196H236V197H238ZM250 196H251V197H254L253 195H250ZM0 197H1V196H0ZM223 197H224V199H225V196H223ZM251 197H248L249 200H250V202L252 201V199H254V198H251ZM3 198H4V197H3ZM107 198H110V197L106 196V198H103V199H105V200H102V201L106 203V199H107ZM205 198H206V199H205ZM208 198H209V200H208ZM228 198L236 199V198H234L233 196H232V197L229 196ZM248 198H247V200H248ZM250 198H251V199H250ZM1 199H2V197H1ZM1 199H0V201H1ZM110 199H111V198H110ZM224 199H223V200H224ZM233 199H232V200H229V202H230V201H233ZM2 200H4V199H2ZM111 200L114 201V199H111ZM111 200H109V201H111ZM116 200H117V199L115 198L114 203H115V202H118V203H120V202H121V203L125 202L126 205H123V204H125V203H123V204H122L123 206H120L121 203H120V205H116V204H118V203H115L114 206H118V207H120V208L122 207L124 210H125V209H126V210L128 209V211L133 210L132 208H135V206H134V207H131V209H129L128 207L126 208L127 205H129V204L132 205V204H133V201H131L130 199H128V200H126V199H119L120 201H119V200L116 201ZM198 200H199V198H198ZM198 200H197V201H198ZM205 200H207V201L204 202ZM247 200H246V201H247ZM4 201H6V199H5ZM109 201H108V199H107V203H108ZM234 201H236V203H235ZM234 201H233L234 204H237L238 199H237V200H234ZM243 201H245V200H243ZM243 201H239V202H242V203H243V206H244V204H246V203L243 202ZM190 202H192V200H191ZM239 202H238V203H239ZM247 202H249V201H247ZM250 202H249V203H250ZM252 202H253V201H252ZM252 202H251V204H252ZM2 203H4V202L1 201L0 204H2ZM6 203H7V202H6ZM6 203H4V205H6L5 207H7V204H6ZM107 203H106V204H107ZM131 203H132V204H131ZM168 203H169V201H168ZM198 203H199V201H198ZM198 203H197V204L195 203L196 207H195V205H194V202H193V203H189V204H193L192 207H193V210H195V211H194V212H195L194 215L196 216V217L192 216V217L194 218V219H193L194 222L192 221V218H191V216H190V220H189V221H191V222L193 223V225H189V227H192V229H191V228H190V229H191L192 231H196V233L193 235V238H192V236H191V238H189V239H191L190 241L187 240V242H188L187 245H184V247H186V249H185V252H186V253H185V255H184V259H183V257H181V258H182V264H190L189 262L195 261L194 259H196V255H197L195 249H200V247H201V250H202V253H201V254H202L203 259H201V260L198 259V260H199V261H203V263L205 262L204 264H210V261H211L212 263L215 264V263H217V262H215V261H217V260L213 258V259H214V260H213L214 262H213V261H212V258H211V256H210V250H211L210 247H211V246H210V244H209L210 242L208 243L209 240H208L207 242H204V243H203V242H200L199 239H200V238H203V239H204V237H205V236H202V235H201L203 232H204V233H203L204 235L206 234L205 231H206L207 229H204V228L211 227V226H208V227L206 226V225L210 224V222L208 223V221L211 220V219H212V221H214V218H217V221H218V220H219V217H220L221 215H219V217H218V216H217V217L214 216L213 218H208L207 221L204 220L205 217H209L210 215L214 214V213H212V210H211V211L209 210L210 208L212 209V207H210L209 209H208V207H206V208L209 210L208 213H209V214L212 213V214L206 216L208 213L206 214L205 211H204V213L200 212L202 209H204V207L201 206L202 204H198ZM207 203H208V202H207ZM220 203H222V204H220ZM101 204H102V203H101ZM110 204H112V201H111ZM154 204H156V203L154 202ZM189 204H188V206H189ZM227 204H228V203H227ZM239 204H241V203H239ZM247 204H248V203H247ZM2 205H3V204H2ZM2 205H1V206H2ZM9 205L11 206V203H9ZM9 205H8V206H9ZM163 205H164V207L161 206V205H160V206H161L162 208L167 207L168 210L170 209V208H169V207H170L169 205H171V204H167V203L164 204V203H163ZM166 205H167V206H166ZM197 205H200V206H199L200 208H198ZM230 205H232V204H229V206H228V205H224V206H226V207L228 206L227 209L230 208V207L234 209V206H233V205L230 206ZM102 206H104L103 209L107 211V209H105L107 205L102 204ZM108 206H110L109 203H108ZM155 206H156V208H158V205H157V204H156ZM155 206H154V207H155ZM186 206H187V205H185V207H182L183 209L181 208V209H182V212L184 211V212L186 213L187 211H188V212L190 211V210H187V209L190 208V207H187V209H186L187 211H185ZM190 206H191V205H190ZM240 206H242V205H240ZM240 206H239V207H240ZM245 206H246V205H245ZM250 206H251L250 204H249V206L247 205L248 208H249ZM112 207H113V206H112ZM129 207H130V206H129ZM152 207H153V206H152ZM194 207H195V208H198L199 210H196ZM202 207H203V208H202ZM216 207H218V206H216ZM222 207H221V209H219V208H216V209H219V211H220V210L222 211V210H223ZM236 207H237V205L235 206V208H236ZM7 208H9V207H7ZM156 208H155V209H156ZM167 208H165V211H166V212H167ZM223 208H224V207H223ZM231 208H230L229 210H232ZM240 208H241V207H240ZM243 208L245 209V211L247 210L246 207H243ZM251 208H252V207H250L247 211L252 210ZM114 209H115V210H114ZM117 209H118V208H117ZM214 209H215V208H214ZM224 209H225V208H224ZM227 209H226V210H227ZM236 209H237V208H236ZM238 209H239V208H238ZM244 209L240 210V212H238V213H241V211H243ZM253 209H254V208H253ZM7 210H8V209H7ZM108 210H109V209H108ZM110 210H111V208H110ZM110 210H109V211H110ZM119 210H120V211L116 210V208L113 207V210H111V212H113V211L121 212V209H119ZM124 210H123V211H124ZM134 210H135V209H134ZM152 210H153V209H152ZM152 210H151V212H152ZM157 210H158V209H157ZM157 210H156V211H157ZM191 210H192V208H191ZM204 210H205V209H204ZM229 210H227L226 213H227ZM0 211H5V210L3 209V210H0ZM109 211H108V212H109ZM128 211H127V212H128ZM154 211H155V210H154ZM154 211H153V213H154ZM165 211H164V214L170 213V215H171V216L169 215V217L166 216V218H168V219H165V220H170V219L172 218V215H173V214H172L170 211L167 212V213H165ZM197 211H198V212H197ZM202 211H203V210H202ZM206 211H207V210H206ZM216 211L218 212V210H216ZM223 211H224V210H223ZM236 211H237V210H236ZM238 211H239V210H238ZM245 211L243 212V215L245 214ZM253 211H254V210H253ZM253 211H252V212H253ZM256 211L259 212L258 210H256ZM256 211H254V212L257 213ZM8 212H9V211H8ZM159 212H160V211H159ZM161 212H162V211H161ZM191 212L193 213V211H191ZM213 212H215V210H214ZM217 212H216V213H217ZM224 212H225V211H224ZM230 212H231V211H230ZM232 212H233V213H236L235 211H232ZM252 212H251V214L254 213V212H253V213H252ZM261 212H262V211H260L259 213H261ZM116 213H117V212H116ZM116 213H115V214H116ZM124 213H126V211H125ZM133 213H134V211H133ZM175 213L177 214V216H178V215H182V214H178L176 211H175ZM201 213H202V216L200 215ZM220 213H222V212H220ZM220 213H219V214H220ZM226 213H223L225 216L222 214V219H224L225 217H226V220L229 219V218H228V217H229V216H228L229 214H226ZM228 213H229V212H228ZM238 213H236V214H238ZM247 213H248V212H246V214H247ZM249 213H250V212H249ZM263 213H264V212H263ZM263 213H261V214H263ZM3 214H5V213H3ZM113 214H114V213H113ZM119 214H120V213H119ZM150 214H151V213H150ZM154 214H156V213H154ZM203 214H204L205 217L203 216ZM1 215H2V214H0V216H1ZM5 215H6V214H5ZM116 215L119 216L118 214H116ZM151 215H152V214H151ZM158 215L162 217L163 213H161V215H160V213H158V211H157V215H152V216H157V217L159 218ZM174 215H175V214H174ZM189 215H190V213H189ZM191 215H192V214H191ZM214 215H217V214H214ZM247 215H248V214H247ZM247 215H245V216H243V217H246V219L248 220V218H247L248 216H247ZM255 215H258V214H255ZM3 216H4V215H3ZM123 216H124V215L122 214V218L125 217V216H124V217H123ZM163 216H164V218H165V215H163ZM223 216H224V218H223ZM227 216H228V217H227ZM231 216H235V215L232 214ZM237 216H238V215H237ZM240 216H241V215H240ZM240 216H238V217H240ZM252 216H253V215L249 216V219H250ZM258 216H260V214H259ZM258 216H257V217H258ZM1 217H2V216H1ZM1 217H0V218H1ZM131 217H132V215H131ZM157 217H156V218H157ZM161 217H160L159 219H161ZM170 217H171V218H170ZM179 217H180V216H179ZM203 217H204V218H203ZM235 217H236V216H235ZM238 217H236V218H238ZM243 217H242V216L240 217V219L242 218V223L245 222V223H249V224H250L249 221H252V219H254V218H255L254 220H256V216H253L254 218H251V219L248 220V221H247V220H246V221H243ZM261 217H262V215H261ZM119 218H120V216H119ZM126 218H127V216H126ZM126 218H125V219H126ZM128 218H130V217H128ZM158 218H157V219H158ZM164 218H163V219H164ZM169 218H170V219H169ZM258 218H260V217H258ZM117 219H118V218H117ZM125 219H122V220H125ZM151 219H152V218H151ZM176 219H177V218H176ZM222 219L220 218V220H222ZM238 219H239V218H238ZM238 219H237V220H238ZM244 219H245V218H244ZM2 220H3V219H2ZM2 220H0V221H2ZM118 220H119V219H118ZM131 220H132V218H131ZM178 220H179V219H178ZM220 220H219V221H220ZM226 220H225V221H223V220L220 221V222H221V225H222V222H223V224H224V223L226 222ZM230 220H231V219H230ZM234 220H235V218H234ZM260 220H264V219L262 218V219H260ZM127 221H128V219L125 220V222H127ZM170 221H171V220H170ZM170 221H167V222H170ZM173 221H175V220L173 219ZM212 221H211V222H212ZM217 221H216V222L214 221L215 224H216V223H217V224L219 223V222H217ZM227 221H228V223H226L225 225H227V224H228V225H227V226H224V225H223V226L226 228V230L228 229L227 227H230V226H229V225H230V223H229L230 221H229V220H227ZM2 222H3V221H2ZM119 222H120V221H119ZM130 222H131V221H130ZM159 222H160V221H159ZM159 222H158V223H159ZM163 222H164V220H161V223H162L161 225H162V226H163ZM171 222H172V221H171ZM171 222H170V223H171ZM175 222H176V221H175ZM177 222H178V221H177ZM177 222H176V223H177ZM214 222H213V223H214ZM232 222H233V221H232ZM232 222H231V223H232ZM237 222H239V220H238ZM237 222H236V223H237ZM254 222L257 223V221H253V222H251V223H253V224H252L253 226H254V224H256V223H254ZM259 222H260V221H259ZM189 223H190V222H189ZM192 223H190V224H192ZM260 223H262V221H261ZM127 224H128V223H127ZM164 224L166 225V223H164ZM172 224H173V223H172ZM219 224H220V223H219ZM13 225H14V223H13V224L10 223V225H9L8 227H13ZM129 225H130V224H129ZM131 225H132V224H131ZM174 225H177V224L174 223ZM211 225H212V224H211ZM232 225H233V223H232ZM232 225H231V226H232ZM238 225L240 226V223L237 224V226L234 225L236 229H237V227H239ZM247 225H248V224H247ZM258 225H259V224H258ZM157 226H159V225L157 224ZM162 226H160V227L163 228V229H166V228H164V227H166L167 225L164 226V227H162ZM216 226L218 227V225H216ZM216 226H215V227H216ZM241 226H242V225H241ZM244 226H245V224H244L241 228L243 229ZM255 226H256V225H255ZM260 226H261V228H262L263 224H261ZM160 227H157V228L160 229ZM189 227H188V228H189ZM217 227L214 228V224H213V227H211V228L209 229V231H210V230H213V228H214V230L216 231V229H218ZM219 227H220V226H219ZM133 228H135V227H133ZM225 228H224V229H225ZM230 228H231V227H230ZM235 228H233V229H235ZM241 228L239 227V229H241ZM256 228H257V227H256ZM259 228H260V227H259ZM261 228H260V229H261ZM135 229H136V228H135ZM159 229H158V230H159ZM163 229H162V230H163ZM220 229H222V228H219V229H218V230H219V234H218V235H220V232H222V233H224V238H227V239H228V236H229V237H234L235 239H237V237L233 236V234L230 233L231 231H229V229H228L227 231H229V233L231 234V236H230V234H229V235L226 234V235H227V236H226V235H225V232H224L223 230L221 231ZM166 230H169V229H166ZM166 230H164V232H168V231H166ZM204 230H205V231H204ZM230 230H232V229H230ZM209 231H207V234H208ZM239 231H240V230H238L237 232H239ZM242 231H243V230H242ZM242 231H240V233H241ZM43 232H46V231H43V230H42V233H43ZM179 232H182V233H183V231H181V230H179ZM201 232H202V233H201ZM233 232H235V231H233ZM237 232H235V234H236L237 236H238V235H241L240 233H237ZM252 232H253V230H252ZM42 233H41V232L37 233V234H38V237H40L39 234H41V237H44L45 235L42 234ZM134 233H135V232H134ZM209 233H210V232H209ZM216 233H217V232H215V234H216ZM250 233H251V231H250ZM253 233H254V232H253ZM257 233H258V232H257ZM45 234H46V233H45ZM49 234H50V233H49ZM167 234H168V233H167ZM167 234L164 233V235H165L164 237H166ZM172 234H174V233H172ZM177 234H178V233H177ZM186 234H187V233H186ZM210 234H211V233H210ZM210 234H209V235H210ZM215 234H214L213 236H215ZM255 234H256V232H255ZM34 235L37 236L36 234H34ZM34 235L31 236V237H34ZM43 235H44V236H43ZM47 235H48V233H47ZM180 235H181V233H180ZM209 235H208V238H210ZM253 235H254V234H253ZM253 235H252V237L254 238ZM171 236H172V235H171ZM171 236H170V237H171ZM177 236H178V235H177ZM38 237H37L36 239H38ZM46 237H47V236H46ZM164 237H163V238H164ZM167 237H168V236H167ZM167 237H166V238H167ZM215 237H216V236H215ZM219 237H221V236H217L216 239H218ZM240 237H241V241H243V242H244V240L246 241V240L248 239L247 237H245L246 239H243V240H242V236H239V237H238V240H239ZM34 238H35V237H34ZM48 238H49V237H48ZM161 238H162V237H161ZM166 238H165V239H166ZM175 238H177V239H175V240H178L180 237H179V236L176 237V235H175ZM181 238H182V236H181ZM205 238H207V237H205ZM234 238H232V240H233ZM255 238H256V236H255ZM36 239H35V240H36ZM39 239H40V238H39ZM49 239H50V238H49ZM168 239H169V237H168ZM170 239H171V238H170ZM216 239H215V242L218 241V240H216ZM219 239H220V238H219ZM235 239H234L233 241H235ZM31 240H32V239H31ZM179 240H180V239H179ZM204 240H205V239H204ZM211 240H213V239H211ZM222 240H223V239H222ZM222 240L220 241V243H221V242H222V243L225 242V240H224V242H223ZM238 240H236V242H233V243H234L233 245H235V248H236V246H237L236 243H237ZM40 241H41V239H40ZM42 241H43L42 243H44V246H46L45 243H46L47 240H46V239H43ZM160 241H161V240H160ZM168 241H169V242H168ZM168 241H167V244H166V245L170 244V240H168ZM172 241H174V240H172ZM228 241H229V240H226V242H228ZM239 241H240V240H239ZM239 241H238V243H239V248L237 247L238 249H240V248L242 249V248H245L246 246H248V245H246V243H245L244 246H240V244H242V243H240L241 241H240V242H239ZM48 242H50V241L48 240ZM132 242H133V240H132ZM135 242L137 243V241H135ZM161 242H162V241H161ZM197 242H198V243H197ZM213 242H214V241H213ZM215 242H214V243H215ZM226 242H225V243H226ZM246 242H247V241H246ZM50 243H51V242H50ZM163 243L165 244V240L163 241ZM174 243H176V242L174 241ZM180 243H181V242H180ZM229 243H230V245H231L232 242L230 241ZM229 243H228V244H229ZM137 244H138V243H137ZM146 244H147V243H146ZM172 244H173V243H172ZM228 244H227V245H228ZM49 245H50V247H51V244H48V246H49ZM130 245H131V244H130ZM170 245H171V244H170ZM197 245L199 246V248H197ZM215 245H216V243L214 244V246H215ZM219 245H220V244H219ZM219 245H218V247H217L218 250L215 249V248H213V249H215V250H217V251L219 252L218 254H220L221 251L223 252L222 254L228 253V252H226V251H228V250H230V252L228 253L229 256H231L230 254H234V252H232L233 250L231 251V249H233L234 246H233V248H231V247L229 246L231 249L225 246V250H226V248H228V249L225 251L224 248L222 247L224 244H221V245H222L221 248H219V247H220ZM41 246H42V245H41ZM131 246H132V245H131ZM131 246H130V248H131ZM148 246H149V248H151V247H150L151 245H148ZM153 246H155V245H152V247H153ZM157 246H158V245H156V247H157ZM171 246H172V245H171ZM173 246H174V248H175L176 245L173 244ZM212 246H213V245H212ZM263 246H264V245H263ZM39 247H40V246H39ZM132 247H133V246H132ZM188 247L191 249L190 251H192V253H189V248H188ZM194 247H195V248H194ZM46 248H47V247H46ZM48 248H49V247H48ZM48 248H47V249H48ZM133 248H134V247H133ZM153 248H155V247H153ZM131 249H132V248H131ZM146 249H148V247H147ZM213 249H212V250H213ZM238 249H237V250H238ZM245 249H247V248H245ZM245 249H244V250H245ZM37 250H38V253H37V255L34 257V260H30V261H28L30 264H31V263H36L35 261H40V260H42V258H43V255H42V254H44V253H43V250H45V249H42V247H40V248L37 247ZM181 250H182V249H181ZM201 250H199V251H201ZM212 250H211V251H212ZM220 250H221V251H220ZM223 250H224V251H223ZM244 250H241V251L239 250V254H241V255L243 256L242 253H244V252H243ZM152 251H153V250H152ZM234 251H236V250H234ZM247 251H249V249H248ZM45 252H46V251H45ZM148 252H151V251L148 249ZM148 252H147V253H148ZM193 252H194V253H193ZM240 252H242V253H240ZM245 252H246V250H245ZM212 253H213V251H212ZM237 253H238V251H237ZM237 253H236V254H237ZM244 254H245V253H244ZM247 254H248V252L246 253V255H247ZM56 255H57V254H56ZM148 255H149V254H148ZM190 255H192L193 257H191ZM194 255H195V256H194ZM246 255H244V256H246ZM151 256H152V255H151ZM198 256H200V254H199ZM224 256H225V255H224ZM226 256H228V255H226ZM237 256H239V255L237 254L236 257H237ZM44 257H45V254H44ZM54 257H55V256H54ZM69 257H70V256H69ZM213 257H215V256H213ZM221 257H223V256H221ZM221 257H220V258H221ZM246 257H247V256H246ZM246 257H245V259H246ZM60 258H61V257H60ZM60 258H58V260H59ZM65 258H66V255H65ZM71 258H72V257H71ZM190 258H192V259H190ZM193 258H194V259H193ZM198 258H199V257H198ZM215 258H216V257H215ZM224 258H225V257H223V259H224ZM232 258H233V255H232L231 259H232ZM188 259H190V261H189ZM221 259H222V258H221ZM231 259H230V260H231ZM241 259L243 260V258H239L240 263H242V262H241V261H242ZM66 260H67V259H66ZM69 260H70V258H69ZM72 260H73V259H72ZM179 260H181V259H179ZM179 260H178V262H179ZM183 260H184V262H183ZM227 260H229V259H227ZM227 260H226V262H227ZM59 261H60V260H59ZM59 261H57V262H59ZM63 261H64V260H62V262H63ZM220 261H221V263L223 262L222 260H220ZM235 261H236V260H235ZM237 261H238V260H237ZM243 261H244V260H243ZM69 262H70V261H65V264H66V263H69ZM76 262H77V261H76ZM76 262H75V263H74V262H71L70 264H77ZM176 262H177V261H176ZM196 262H197V261H196ZM224 262H225V260H224ZM224 262H223V264H224ZM232 262H233V263H236V262H234V261H232ZM179 263L181 264V262H179ZM194 263H195V262H194ZM203 263H201V264H203ZM212 263H211V264H212ZM229 263H230V262H228V263H226V264H229ZM240 263H239V264H240ZM39 264H40V263H39ZM57 264H58V263H57ZM60 264H62V263H60ZM80 264H81V263H80ZM176 264H177V263H176ZM192 264H193V263H192ZM198 264H199V262H198ZM237 264H238V262H237ZM246 264H248V260H247Z\"/></svg>", "mask_w": 264, "mask_h": 264}, {"label": "water", "instance_id": "3", "mask_svg": "<svg viewBox=\"0 0 264 264\" xmlns=\"http://www.w3.org/2000/svg\"><path fill=\"white\" fill-rule=\"evenodd\" d=\"M24 17L35 19L34 0H0V150L10 140L2 135H15L16 145L28 157L30 148H25L26 138L17 125H8V115L27 123L25 116L14 110L15 100L23 98L25 111L36 107L34 99L42 97L36 91L41 71L36 64L72 65L75 50L64 46L62 28H56L51 17H46L49 31L21 26Z\"/></svg>", "mask_w": 264, "mask_h": 264}]
</instances>
